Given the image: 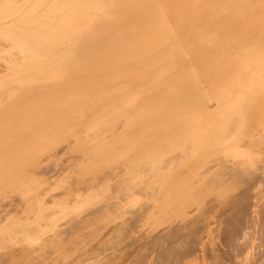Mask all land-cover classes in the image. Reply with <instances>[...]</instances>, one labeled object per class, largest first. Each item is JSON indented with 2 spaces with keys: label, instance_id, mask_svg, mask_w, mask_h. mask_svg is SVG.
Returning a JSON list of instances; mask_svg holds the SVG:
<instances>
[{
  "label": "bare ground",
  "instance_id": "bare-ground-1",
  "mask_svg": "<svg viewBox=\"0 0 264 264\" xmlns=\"http://www.w3.org/2000/svg\"><path fill=\"white\" fill-rule=\"evenodd\" d=\"M4 1H6V0H2V2H3L2 6L5 8L6 2L4 4ZM17 1H19V0H17ZM34 1H36V0H34ZM47 1L49 2V0H47ZM80 1L83 2V4L85 3L86 4L85 6H89L90 5L91 9L93 7L92 5L95 6V5H97V3L100 4L103 1V2L107 3L110 6V7L108 6L109 8L114 9V11H112L110 9L111 12H108L106 9L109 10V8H106V9H103V10H106L107 12L106 11L103 12V10L101 9L102 10L101 12L105 13L107 16H105L104 14H101V15H104L103 17H101V16H99L100 15L99 14V15H97L98 17L96 16L97 20L96 19L94 20V14H92L93 18L92 17L91 18L93 20L90 19V20H86V21L85 20L81 21V17H82V19L83 18L86 19L85 17H87L88 15L90 16V13L87 12V11H90V10H87V9H90V6H89V8L85 7V8H87L86 9L87 11L84 10V8L80 9V10L86 11L85 12L86 14L89 13L86 16H84L85 13L84 14L82 13L83 16L82 15L81 16L78 15V13H80V10H78L79 8L78 9L76 8L77 10H73V11L70 10V8H68L72 4H74L75 2L79 3ZM37 2H38V0H37ZM7 3H8V0H7ZM12 3H13V6H14V2H12ZM16 3L17 2H15V5H16ZM11 4H10V8L12 6ZM17 4H19V3H17ZM30 4H33V2H31ZM30 4H28V5L31 6ZM39 4H40V2L36 3V5L40 8V6H42V5H39ZM42 4L44 6V4H46V3L44 2ZM49 4H51L52 8L55 9V10H52V11H55V12L53 14V13H51L52 11L49 10V11H51L50 12L51 15L48 12V14L50 16L49 17L47 16V17L50 18V17H53V15H54V17L55 16L58 17V19H56L57 17L54 18V22L55 23L52 24V25H46V24L44 25V23L42 25H40L39 27H36L37 26L36 23H33V24H36L33 27H32V25L31 26L30 25H28V26L21 25V21H23V20H21L20 22L19 21H14V19L16 18L15 16H14L15 18L13 19L12 22L8 18V20L11 23L9 22L8 24H6L4 26H3V23L2 24L0 23V44L2 43L6 47L10 46L11 49H12L11 51H13V52H15L16 51L15 49L17 48V51H19L18 49H21L22 51L24 50V54L28 53L26 56L22 55L23 53H20V52L18 53L19 57H21L22 59L24 57V59H25L23 62H19V63H23L19 67H17V65H16L15 68L14 67L11 68L10 66H8L10 68H7L5 66H4L5 67L4 68L3 66H1V68L3 67L2 70L7 68L6 69L7 73L5 74V76L1 77V74H0V198H4L3 201L6 200L5 206H6V204L8 205V203H11V202H13V203L15 202V204H16V202L19 203V201H22V204L25 205V206L24 207H17V209L18 208L21 209V208H25V207L28 208L29 207V205H28V203L30 202L29 198H31L33 196L30 197L29 195H32V194L31 193L29 194L28 191H26V190L32 189V186H34V184H37L38 182H41L42 179H40V178L45 176L44 173H43V172H45V171H43L44 165H42V166L40 165L39 166V164L42 163L43 161H45V159H47L45 157H48L50 155V151H52V150L57 151V149H59L58 147L60 145H62V143H65V141H68V142L70 141L69 143H73L75 148H77L78 150L81 149L83 151H85V150L89 151L90 149H95L94 151L100 152L98 155H96V156L100 155L99 156V163H97L98 161H97V158L95 156L96 163L98 164V166L97 167L94 166L95 168L91 169L92 167L90 168V165H92L94 163L90 164L91 160L89 159L90 160V162L88 161V163H89L88 166L89 167H86L87 166L86 165L85 168H84L85 171H86L85 172V176L86 175L87 176L89 175V177L90 176H93V177L97 176V178H92V177L84 178L83 177V179H85V180L86 179H90L91 180V178H92L94 183L97 184V182L100 181L99 185H102V186H103V183L101 184V180H103L104 177H102L101 180L99 178V180L97 182L95 181L96 179H98L99 175H100L99 177H101V176H103V174L109 173L110 171L115 170V169L118 170V168H119V170H121V171H118V172L122 173L121 177H120V173H118L117 171L115 172V174L116 173L119 174V176H118L119 179L118 180H116V176L115 177L112 176L114 174H112V175L111 174H105V176H107V175L110 176L111 175L112 177L111 176L110 177L111 178H115L114 180H116V182L119 183L120 178H123L124 176L126 178L127 176L133 174L132 172H133L134 165H132L130 167L127 163H124V162L127 161L129 158H131L132 154L135 155L134 153L131 154L132 151L135 152L134 149H137L136 152H138L139 151L138 149H140V151H142V152L139 153V156H141L144 160H143V163L140 164L139 169H141L144 172L143 173H139V174L137 172V174L139 175V178H140L138 180H141V182L139 181L140 184L143 185L144 187L146 186L145 189L148 187L147 189H148V191H150V192H146L145 191L147 193V195L145 194L144 191H141V192H144L146 197L148 195L149 196L151 195V197H152V195L156 196V197H157V195H160L159 198H156L157 200L160 199L161 196L165 197L163 199V203L165 201L170 207L169 209H166V210L163 209L164 212H162L161 215L159 214L160 216L157 217V224H158V221L159 222H163L164 221V223L165 222L167 223L168 219L170 220V217H171L169 215L173 214V217H174V215H176V214H181L189 206L191 208V211L192 210L194 211L193 207H191L192 205H194V206L197 205V204L200 205V203H201V206H202L203 204L201 202V199H199L200 201H197V199H196V197L200 198L199 196H201V194L203 193L202 190L204 191L205 189H207V193H208V191H209V193L211 191L212 192L216 191V194H217V192H219V193L223 192V193H225V196H226V192H227V191H225L226 188L220 187L223 184L219 183L220 184L219 185L218 182H220V181L217 180V178L219 176L222 177L220 173L224 174V176H226L227 179L225 180L223 177L222 178L226 182H228V186H229V181H228L229 179L228 178H231V176H230V173L227 176V173L225 171L229 170L230 166H228V164H225L224 167L226 168V170L223 167L224 171L220 172L221 170H223V168L220 169L222 167V165H221L222 163L219 164V160H220L221 156L219 155L220 158L218 159V161L215 160V159L218 158V153L219 152L220 153H222V152L225 153V151L230 150L231 148L234 147V146L232 147V145L230 147V143H232V142L235 143V141H236V142L239 143V144L236 143L238 146L241 143H244L248 147L249 146L254 147V148L257 149L256 150L257 151L256 154L259 156V159H260L261 156L264 157V0H50ZM101 4L103 5L104 3H101ZM77 5L78 6L81 5V7H84V6H82V4H80V5L77 4ZM100 5L98 7L102 8V7H100ZM2 6L0 8H2ZM17 6H16V10H18ZM20 6L24 7V5L23 6L20 5ZM33 6H35V5H33ZM48 6L51 8L50 5H47L45 9L42 7V9H44L43 11L45 12L46 15H48V14L46 13L45 10L47 8H49ZM76 6H73V7H76ZM97 6H96V8L98 9ZM38 7L37 8L35 7V8H32V9L35 10V9H38ZM103 7H104V5H103ZM66 8H68V9H66ZM2 9H0V10L4 11L3 14L4 13L5 14L8 13V11H9V10L7 11L5 9H3V10ZM12 10L9 11V12H12ZM19 11H17V12L19 13ZM40 11H41V9H40ZM84 11H81V12H84ZM92 11L93 10H91V13H93ZM14 13L15 12L13 11L12 15H14ZM31 13L29 15L30 18L33 17V16H31L33 13L32 14ZM36 13H35V15H36ZM94 13H95V11H94ZM3 14H2V16H3ZM17 15L20 16V14H17ZM78 16H80V21L83 22V23H82V25L77 24V26L76 25L73 26L74 24L77 23V22L75 23V19H77ZM26 17H28V15ZM38 17H39V15H38ZM38 17H37V20H38ZM30 18H29V20L32 21L33 18L32 19H30ZM20 19H22V14H21V18H19L18 20H20ZM23 19L25 20V18H23ZM35 19H36V17H35ZM55 19H56V21H55ZM40 20H41V18H40ZM0 21L3 22L4 21L3 18ZM26 21H28V20L26 19ZM33 21H35V20H33ZM52 21L53 20L51 19V22ZM77 21H78V19H77ZM28 22H26V23H28ZM42 22H45V21L42 20ZM48 22H50V21H48ZM40 23H41V21H40ZM22 24H23V22H22ZM38 25H39V22H38ZM1 49H4V48H2V46H1ZM0 51H3V50H0ZM237 51H239V52L241 51L242 52L241 56H243L244 59L247 58V61L245 60L246 64L244 63L245 66L244 65L242 66V65L236 63L238 61L237 59L240 57L239 56L237 58V56H238ZM234 52L237 54V56L234 54ZM8 53H9V51H8ZM229 53H233L234 54L233 58L236 56L235 59H231L230 58L231 60H233V62H235L236 67H234L233 65L230 66L229 65L230 63L227 62L229 57H230V55H231V54L229 55ZM1 54L2 53H0V56L3 55V54L2 55ZM11 54H13V53H11ZM11 54L9 53V55H11ZM14 54L16 55V53H14ZM18 55H17V57H18ZM28 55H29V57H28ZM3 56H2V58H5L6 55L4 57ZM8 57L10 58V56H8ZM244 59L242 60L243 62H244ZM7 60H9V59L7 58L6 61ZM10 60L13 62L12 59H10ZM10 60H9V62H10ZM2 61H3V59H2ZM4 61H5V59H4ZM4 61H3V64L7 63V62L4 63ZM17 61H18V59H17ZM12 62L9 63V64H13L14 63V62L13 63ZM243 62H241V64ZM260 62L262 63V66H261ZM258 64H260V65H258ZM0 65H2V63H0ZM0 71H1V69H0ZM35 83H36V86H34ZM201 84H202V86H200ZM134 91L136 92L135 94L133 93ZM227 96H229V97H227ZM220 98L221 99L223 98V101H225V102L219 105V103L221 102ZM229 98H230V100H229ZM212 99H214L213 100L214 102L215 101L217 102L216 103L217 106L214 105V107H217V108H211L210 100H212ZM218 101H219V103H218ZM229 102L232 103L231 104L232 105L231 110H229V111H231V113L230 112L227 113V115H230V116H228L229 117L227 119L228 121L225 118V122H224V123H226V125H225L224 123H222L223 120H221L222 121L221 122L220 119L221 118L224 119L223 115L226 113L225 112L226 110L224 111V107H223V111H224V114H223V112L221 111V109H222L221 107L226 105V103L228 105ZM229 106L230 105H228L227 108H230ZM133 111L135 113H136V111H138L135 114L136 115V119H135L136 121L131 123L132 120H130L128 118V120H130V121H128V122H130V124H128V122H127L128 126L125 127L123 130L119 131V129H117V128H119V126H121L120 129H122V127H123L122 124L124 123V121L122 123H121V121L126 119L128 117L127 115L129 113H132ZM219 113L220 114L222 113L221 118H220V116L217 117L218 115H220ZM132 115H134V114H132ZM214 122H219L218 123L219 126L218 125H214ZM119 123H121V124H119ZM127 124L125 123V126ZM199 127H201L202 130ZM198 128L200 129L199 131H201L200 133H198ZM80 133L83 134V135L81 134L82 135L81 137L79 135ZM223 133L226 134V136L224 134V136H225L224 139H223V136L222 137L220 136V135H223ZM76 134L79 135V136L76 137ZM161 134H162V139H159L161 137H158V136H160ZM232 137H234V138L236 137V139L232 140ZM229 139H230V141H229ZM203 140H205V141H203ZM208 140L211 141V145H209V147H208V143H206ZM225 140L229 141V142H226V143L223 142ZM68 142H66V143H68ZM203 143H205V144H203ZM206 144H207L208 148L207 147L203 148V147L206 146ZM209 144H210V142H209ZM244 144H242V145L245 146ZM67 145H70V144H67ZM65 146H64V148H65ZM62 147H63V145H62ZM62 147L60 146V149ZM239 147H241V146H239ZM245 147H243V148H245ZM68 148H70V147L68 146ZM233 149H235V148H233ZM238 149H240V148L237 147L235 152H237V151L241 152ZM246 149H247V147H246ZM248 149L249 150H247V151H249V153H250V150L251 151L253 150V149H250V148H248ZM68 150L70 152V149H68ZM198 150L201 151V154L198 153V155L200 154V156L197 155L198 157H196V155H195L194 158L193 157L191 158L190 153L192 154L193 152H196V151L198 152ZM66 151H65V153H66ZM83 151H82V153H83ZM88 151L85 152L86 155H87ZM173 151H178V153H180L182 155L184 154L186 157L189 155L190 158L188 159V157H187V160H186V158H183L186 161L182 160L180 158L182 160L181 161L179 159V161H181V163L184 161L183 165H182L183 167H180L181 164L179 162H177V160H176L178 158L177 157L175 160H176L177 164H180V166L178 165L179 167H177V168L175 167L176 169L173 167L174 170H171V168L169 169V167H168L169 170L166 169L167 166L164 167L166 164H168L170 159L166 160V162L169 160L167 163L165 161L161 160L160 162H157V164H156L155 161H154L155 164H153V166L154 165H156L157 167L159 166V169H160V167L162 168V166H163L164 170L168 171V172L166 171V173H164V177L165 178L164 177L163 178L164 179H166V178L168 179L169 178L168 180L163 181V183L162 182L159 183L160 187H158L159 188V190H158V188L156 186L158 184V180L162 179V177L160 175V173H161L160 170L161 169L158 170V168H157V169L151 170L153 160H152V162L150 161L151 162L150 163L151 167L147 166V165H149L148 161H149L150 158H153V157L154 158H156V157L159 158L161 153H163V152H164L165 155H167V154L169 155L171 152H172L171 155H173V154L176 155V153H173ZM230 151H227L226 154H228ZM233 151L234 150H232L230 152V154ZM242 151H243V149H242ZM52 152L54 153V151H52ZM69 152H67V153H69ZM72 152H74V151H72ZM235 152H233L234 153V155H233L234 162H235V157H234L235 156ZM245 152L246 151L244 150L242 153H245ZM251 153H253V152H251ZM62 154H63V151H62ZM66 154H64V155H66ZM80 154H81V152H80ZM239 154H241V153H239ZM55 155H56V153H55ZM60 155H59V157H60ZM72 155L70 157H72ZM74 155H76V154H74ZM171 155H169V156H171ZM184 155H183V157H184ZM224 155L225 154L222 155V160H223ZM245 155H247V153ZM226 156L228 158L230 157L229 155H226ZM249 156H251V155L249 154ZM253 156L255 157V155H253ZM258 156L255 157V158H258ZM66 157L68 158L69 156H66ZM75 157H78V156H74L73 162L76 159ZM83 157H81V158L79 157L80 160H81L80 162H82V159L83 160L85 159V157L84 158ZM179 157H180V155H179ZM56 158H54V159H56ZM88 158L89 157H87V159ZM169 158H171V157H169ZM172 158L174 159V157H172ZM228 158H224V160L225 159L228 160ZM243 158L245 159V157H243ZM66 159L64 161H66ZM70 159H72V158H70ZM160 159H158V160H160ZM165 159L166 158H164V160ZM173 159H171V161ZM60 160H61V158H60ZM213 160L218 162L219 167L217 166L218 164H216V167H218L220 170L215 167V169H216V171H215V169L213 168L214 166H211V164L214 162ZM231 160H232V156H231ZM236 160L239 161V158L237 159V157H236ZM57 161L58 160L55 161L56 163L54 161H50V162H54L55 165L53 163L52 164L56 167ZM64 161L61 162L62 165L64 164L63 163ZM67 161H69V160L67 159ZM92 161H94V160H92ZM135 161H137V164H138V160H134V158H133V162H135ZM171 161L169 163H171ZM226 161H224V163H226ZM245 161H246V159H245ZM260 161L264 162V158H262V160H259L258 163L256 161L255 162L251 161V163L254 162L253 163L254 165H255V163L259 165ZM83 162L85 163L86 161H83ZM129 162L131 164H134L131 161H129ZM262 162H261V164H262ZM46 163H48V161ZM69 163H71V161ZM84 163H83V165H84ZM209 163H211V164H209ZM230 163H231V161L229 162V164ZM238 163L239 162L236 163L238 166L240 165V163L242 164V160L240 161L239 164ZM59 164H60V162H59ZM65 164H66V162H65ZM65 164L63 166L62 165L61 166L58 165V166L65 168L66 167ZM75 164H76L75 165V167H76L77 166V162ZM80 164L81 163H79V165H78L79 167H81ZM126 164H127V166L129 168L126 166ZM234 164L235 163H233V165ZM50 165L51 164L49 163V165L47 164V166L46 165L45 166L48 167ZM220 165H221V167H220ZM78 166H77V168H78ZM136 166H138V165H136ZM136 166H135V169H136ZM156 166H154V167H156ZM171 166H177V165H171ZM240 166L242 168H243V166L247 167V164L243 165V166L240 165ZM252 166L253 165H251V167ZM55 167L54 168L52 167V169H54V171H56V169H57ZM72 167H74V164L71 167H69L68 169H70ZM122 167H124V168L126 167V169H123ZM236 167L237 166H235L234 168H236ZM251 167H250V169L254 172V168L252 169ZM262 167H264V164H262V166L258 167V168L261 169ZM50 168H51V166H50ZM210 168H212V169H210ZM227 168H229V169H227ZM81 169H83V168H81ZM139 169L137 171H139ZM238 169L243 171V172L240 171L242 173V176L240 175L241 173L239 171H237V172L240 173L239 175L241 176V178L238 177L239 175L235 176L236 174L235 175L233 174L235 176V178L236 179L240 178L241 179L240 181L246 180V181H244V182L242 181V182L244 184L246 182V185L249 182V187H250V185L252 187L253 185L251 183L254 182L255 177L256 178L259 177L256 174L257 172H259L258 169L256 170V165H255L256 173H253V174H252V172L245 173V174H250L251 173L250 174L251 176L245 175V179H244V175H243L244 174V170L241 169L240 167ZM246 169H249V168L247 167ZM62 170L65 172V169H62ZM236 170L234 169L233 173H235ZM46 171H48V168H47ZM73 171H75V170H73ZM73 171L71 170V173H70L67 170L63 175L66 176L68 173L72 174ZM77 171L74 172V173L75 174H80L79 171L78 172ZM162 171H163V168H162ZM232 171L233 170L231 169L230 172L232 173ZM248 171H250V170H248ZM134 172H135V170H134ZM246 172H247V170H246ZM42 173H43V176H41ZM50 173L54 174V172H51V171H50ZM81 173H83V171H81ZM47 174L48 173L46 172V176H48ZM61 174L57 173L58 179H59V175H61ZM75 174H72V175H75ZM254 174L256 175L255 177L253 176ZM258 174H260V172ZM159 175H160L161 179H158ZM196 175L197 176L200 175L204 179L203 182H204V186L205 187L203 186V183H201V185L205 189H202V188L200 189L199 183L201 181L199 183L196 182L198 180L196 177L195 178L197 180L194 181L195 180L194 176H196ZM262 175H264V171H262ZM39 176H41V177H39ZM53 176H52V178H54ZM57 176L55 177L56 179H57ZM65 176H62V178L69 179V178H67V176L69 177V175H67L66 177ZM134 176H131V177L134 178ZM162 176H163V174H162ZM234 176H232V177L234 178ZM48 177H45V178H48ZM50 177H51V175H50ZM72 177H74V176H72ZM110 177H109V179H111ZM148 177L150 179L149 181H147ZM150 177H152V179ZM249 177H253L252 178L253 180L252 181L250 180L251 182L248 181ZM78 178H76L75 180H78ZM222 178H219V179H222ZM37 179H39L40 181L37 182ZM105 179H106V177L104 178V180ZM164 179H162V180H164ZM236 179H233V180L235 181ZM43 180H44V178H43ZM80 180L77 181V182H79V184L81 183ZM85 180H83V181L85 182ZM106 180H107L106 182H108V179H106ZM134 180H136V179H133V181ZM199 180H201V179H199ZM262 180H264V179H262ZM45 181L47 182V181H50V180H45ZM59 181H61V178L59 179ZM65 181H67V180H65ZM72 181H73V179H72ZM72 181H70L69 186L68 185L66 186V184L65 185L62 184L64 182L63 179H62V183L60 182L59 184H62V186L64 185L63 186L64 188L66 186L69 189V187L71 186L70 184H72L71 183ZM109 181H111V180H109ZM126 181H127V178L125 179V182ZM237 181H239V179ZM256 181H257V179H256ZM52 182H56V180H54ZM84 182L82 183V185H83L82 187L86 188L84 186V184L87 186V183L86 182L84 183ZM139 182H138V184L135 183V185L137 184V186H138ZM226 182H223V183L225 184ZM231 182H230V187L231 188L229 187L230 190L232 188L237 187V186H235L236 183L233 184L234 182L233 183H231ZM41 183H39L40 185L37 184L39 186V188L42 185ZM47 183H49L51 185L50 182H47ZM47 183H46V185H48ZM91 183L94 184L93 182H91ZM196 183H198V185H199V186L197 185L199 187V189H198V187H196L198 190L196 188L192 189V186L194 184H196ZM243 183L241 185L244 186ZM258 183H260V180H258ZM258 183L254 182V186L252 188L250 187L251 191L254 188L256 190L255 186ZM96 184H95V186H96ZM159 184H158V186H159ZM262 184H264V181H262ZM77 185H78L77 183H76V185L72 184V186H77ZM91 185H89V186H91ZM113 185L115 187L117 186V184L116 185L113 184ZM122 185H123V188H124V184H122ZM129 185H128V187H129ZM233 185H234V187H232ZM241 185L238 184V187L240 186L239 189L242 187ZM55 186L54 187L57 190L58 188H60L61 185H58L59 187L57 185H55ZM89 186H88V189H89ZM95 186L92 185L93 188ZM102 186H100V188ZM120 186H121V184H120ZM120 186H119V188L121 189ZM225 186H227V184ZM258 186H259V184H258ZM29 187H31V188L29 189ZM132 187H135V186H132ZM247 187L248 186H246L245 188L242 187L243 189L241 188L240 190L238 189L237 191L239 192L241 190L246 189ZM262 187H264V185H262ZM46 188H44V190H47L49 188V186H48L47 189ZM76 188L80 189L81 187L79 188V186H78ZM97 188H99V187L96 186L94 188V190L97 189ZM100 188L97 189V190L99 191ZM105 188H107V187H105ZM109 188L111 189V186ZM109 188L107 190H110ZM125 188H127L126 185H125ZM41 189L43 191V188H41ZM116 189L118 190V188H116ZM116 189H115V191H116ZM140 189H142V188L140 187ZM250 189L249 188L246 189V190H248L249 195L251 193V192H249ZM33 190H37L38 191V188L33 189ZM48 190L50 191L52 189L49 188ZM65 190H66V188H65ZM65 190L63 191L64 196L66 194V196H68V198H70L73 195V193H74V192H72V190H70V192H72V195L70 196V195H67V191L68 190L66 192H65ZM75 190H73V191H75ZM103 190L101 189L100 190L101 192H99V193L100 194L103 193V192L105 193L106 189H105V191H103ZM111 190H113V188ZM230 190H228V195L227 196H230L229 195L230 194L229 193ZM17 191H20V193L18 194ZM25 191L28 194V196H26V197H24ZM59 191H61V193H62V190H59ZM81 191H79V193H81ZM85 191H87V188H86ZM88 191H90V190H88ZM125 191H126V189H125ZM137 191H139V189ZM231 191L233 192L234 189L231 190ZM237 191H235V192L237 193ZM52 192H53V190H52ZM52 192H50L51 195H52ZM91 192L93 193L92 190L89 193L87 192L88 195H86V196H88V199H89V197L91 199V197H93V196L97 197V195L98 196L100 195L99 193L97 195H96V193H95V195L93 193V196L92 195L89 196L91 194ZM112 192L108 191V193H110V197H112L111 196ZM141 192L139 191L140 194H141ZM204 192L206 193V191H204ZM256 192H258V191H256ZM45 193H46V191H45ZM47 193L50 194L49 192H47ZM82 193H83V191H82ZM117 193H118L117 191H116V194L114 193L115 196L117 195ZM119 193H121V192H119ZM136 193L138 194V192H136ZM207 193H206L207 196H210V198H212V197L214 198V196L211 197L212 193H210L211 195H208ZM241 193H242V197H244L247 194V193L246 194L244 193L245 194L244 195L243 192H241ZM252 193H253V191H252ZM252 193H251V195H252ZM36 194H38V193H36ZM41 194L44 195V192L40 193V190H39V195H40L39 197L43 196V195L41 196ZM78 194L74 195L76 199H77L76 195H78ZM54 195H59V194H54ZM122 195L126 196L125 193L124 194L122 193L121 196ZM128 195L129 194H127V198L130 197V196L128 197ZM134 195H136V194H134ZM134 195H133V197L131 196L132 199L133 198L137 199L138 197L135 198ZM231 195H233V194H231ZM238 195H239V193H238ZM249 195L245 196L246 197L245 200L248 199L247 196H249ZM3 196H5L6 199ZM34 196H35V194H34ZM59 196L62 197V195H59ZM59 196L56 197V198L59 199L60 198ZM66 196H65V198H67ZM79 196H81V194L78 195V198H79ZM86 196L84 195L83 199ZM119 196H120V194L117 195L118 198H119ZM121 196H120V200H121ZM141 196H142V194H141ZM204 196H205V194H204ZM204 196L202 194L201 198L204 197ZM219 196H221V195H219ZM233 196H234L233 199L235 200V198H237V194H236V196H235V194ZM36 197H37V195H36ZM39 197H37L35 200L38 199V201H39ZM46 197H48V199H51V197L49 198L48 195ZM100 197L102 198V196H100ZM103 197H105V195ZM108 197H109V195H108ZM122 197L126 198L124 196H122ZM223 197L224 196L221 197L222 200H223ZM239 197H240V200H241L242 197L241 196H239ZM252 197H253V195H252ZM254 197H255V195H254ZM18 198H20V199L18 201H16ZM33 198L31 199V201L33 200ZM54 198H55V196H54ZM80 198L82 199V197H80ZM106 198H105V202H106ZM221 198H219V200ZM262 198H264V197H262ZM42 199L45 200L44 197ZM55 199H51V200H55ZM60 199L62 200V198H60ZM88 199H86V201ZM96 199H95V202L97 203V201H99V200L96 201ZM152 199H153V197H152ZM152 199H150L151 202L148 199V201L150 202L151 205H152V203L154 204V200L152 201ZM205 199H207L206 196H205V198L203 200H205ZM230 199H232V198H230ZM230 199L228 200L226 198V200H228L229 203H230ZM250 199H253V198L249 197V201H251ZM61 200H59V201H61ZM63 200L61 201L62 205L67 204L65 202V200L64 201ZM69 200L71 201L72 197H71V199H68V203H69ZM73 200H74V198H73ZM93 200H94V197H93V199H91V201H93ZM115 200H116V198H115ZM138 200H140V198ZM219 200H217V202H220ZM237 200H239V198ZM40 201H39V204L36 203L38 205H36L34 203L35 201L33 203H31V204H35L36 209H37L38 208L37 206L41 207L40 206ZM47 201H45V202H47ZM91 201H88V202H91ZM112 201H114V199ZM128 201L132 202L133 200L131 201V200L128 199ZM141 201H143V200H141ZM208 201H210V199H208ZM214 201H216V199H214ZM214 201H212V204H213ZM232 201H231V203L229 205L230 206L229 208L234 210L235 207L232 208L233 205L236 206V208H238L239 203L235 202V203L238 204V205H235V203L232 202ZM244 201H242V202H244ZM260 201H262V200H260ZM260 201H259V203H260ZM41 202L43 203V201H41ZM54 202H56V200L52 201L49 205L55 204ZM63 202H65V204ZM79 202H80V199H79ZM84 202H82L80 204H83ZM123 202H119V203H123ZM133 202H135L136 205L138 204L136 202V200H134ZM203 202L205 203V205L208 203V202L206 203V200L203 201ZM239 202H241V201H239ZM242 202H241V204H242ZM253 202L252 203L248 202V203L254 204ZM257 202L258 201H256V204H257ZM18 203H17V206H19ZM57 203L58 202H56V204ZM72 203H73V201H72ZM74 203L77 204L78 202L76 203L74 201ZM109 203H106V205L109 204ZM112 203L114 204V202H112ZM128 203L129 202H127L126 204L128 205ZM143 203H144V201H143ZM146 203H148V202H146ZM158 203H159V200H158ZM163 203H161V204L163 205ZM222 203L224 205V202H222ZM222 203H221V205H222ZM244 203L247 204L246 201ZM73 204L70 203V204H67L65 206L66 207L70 206V208H71V205H73ZM84 204H83V206L87 205V204H85V205ZM90 204H88V207H89ZM95 204L93 203L92 206H95ZM97 204L100 205L101 204V200ZM126 204H123L122 206L124 207ZM130 204L131 203H129V205ZM139 204H140V202H139ZM139 204L137 205V207L139 206ZM167 204H166V207H167ZM212 204L210 205V202H209V204L207 206H205V207L212 206V209H213V206L215 204H213V205ZM250 204H247L246 206L248 207V205H250ZM256 204H255V206H256ZM1 205L4 206V204H2V203H1ZM11 205H12V203L9 205L8 208H10ZM14 205H13V207H14ZM44 205L46 207H48V202L45 203ZM44 205H43V208H44ZM60 205L59 204L56 205L57 206V210L59 209ZM62 205H61V208H63ZM116 205L117 204H115V206ZM143 205L144 204H142L141 208H143ZM156 205L158 207L157 202H156ZM156 205L154 204L155 207H156ZM217 205H215L214 208L216 207L218 209L219 205L218 206ZM259 205L262 206V205H264V203L261 202V204H259ZM20 206H21V202H20ZM35 206H33L34 210H35ZM119 206H121V205H119ZM148 206H150V205L148 204ZM203 206L201 208H203ZM224 206H226V205H224ZM224 206H223V209H222V207H220L222 212H224L223 210H225L226 213L229 212L226 209H224L225 208ZM261 206H260V208H261ZM51 207L52 206H50L49 208H51ZM102 207H103V205H102ZM129 207L130 208L131 207L135 208L134 206H129ZM129 207H127V209ZM200 207H198L197 209H199ZM244 207H242V208L246 210L247 208H244ZM250 207H248L247 210H249ZM253 207H254V205H253ZM8 208L6 206V209H8ZM49 208H47L49 210L47 212H49L51 214H54V212L56 213L55 209H52V210H54V211H52L53 212L52 213L51 209H49ZM70 208L68 209V207H67L65 209H67L69 211ZM75 208L73 209V212H74ZM84 208L86 209V207H84ZM90 208L91 207H89V209ZM99 208H100V206H99ZM104 208H106V207H104ZM111 208L110 209H106V210H109V211L113 210ZM125 208H126V206H125ZM130 208H129V210H130ZM138 208H135V209L140 210V208L139 209ZM201 208L199 209L200 213H196V215L198 214V216H199V214H200V216L202 217V215L205 213L204 211L207 210V208L206 209H202V210H204L203 214L201 213L202 212ZM229 208H228V210H229ZM240 208H241V206H240ZM258 208L259 207H257V209ZM12 209L14 210L15 207L12 208ZM39 209L41 210L42 207L39 208ZM81 209L83 210L82 207H81ZM115 209H117V208H114V210ZM120 209L123 210L122 208H120ZM120 209H119V211H120ZM151 209L152 208H150V211H148V212H151ZM158 209H159V207H158ZM217 209H213V212L216 211ZM26 210H28V209H26ZM42 210H41V212H43ZM61 210L62 209H59L58 212L61 211ZM101 210H102V208H101ZM114 210L112 212H114ZM137 210H135V212ZM155 210L156 209H154L153 211L155 212ZM221 210H219V212L216 211L215 215L217 217L214 215L213 212H211L212 211L211 210L210 212L213 213V215H214L213 218L216 217L217 219H219L218 218V214H222ZM235 210L237 211L238 209H235ZM242 210H240V211H242ZM253 210H254V208H253ZM253 210H252V213H253ZM260 210H264V207H262ZM260 210H259V214L261 215ZM30 211H27V212L28 213H32L33 212L31 210V208H30ZM35 211L39 212V210H35ZM63 211H64V209H63ZM78 211H80V210H78ZM84 211L86 212V210H84ZM98 211L99 210H97V213H98ZM143 211H145V209ZM143 211L141 209V212H143ZM186 211H188V210H186ZM189 211H188V213H191V211L190 212ZM249 211H248V213H249ZM75 212L73 214L72 213L71 214L75 215ZM112 212H111V214H113ZM116 212H118V211H116ZM210 212H209V208H208V213H210ZM235 212H231V213L235 214ZM22 213H19L20 216L22 215ZM35 213H37V212H35ZM39 213H38V215H39ZM66 213H62V214L66 215ZM87 213H89V211H87ZM101 213H98V214H101ZM106 213H105V215H106ZM132 213H134V212H131V214ZM139 213H140V211H139ZM211 213L209 214L210 218H212L211 217ZM238 213H239V210H238ZM242 213L243 212L240 213V216L243 215ZM262 213H264V212H262ZM2 214H3V211H2ZM42 214H46V213H42ZM42 214L40 213L41 216H42ZM90 214L91 213H89V216H90ZM108 214L110 215V212ZM117 214H119V213H117ZM124 214H122V215H124ZM127 214H129V212H127ZM143 214H144V212H143ZM153 214H156V213H152L151 216H154ZM6 215H5V217H6ZM76 215H79V214L77 213ZM81 215H82V213L79 215V217L78 216H76V217L80 218ZM103 215L101 214L100 216H103ZM137 215H139V214L137 213ZM188 215L190 216V214H188ZM196 215H193L194 217H192V216L191 217L193 219H196L198 217ZM209 215H207L205 221H207V218H208ZM226 215L228 216V214H226ZM1 216H4V215H1ZM23 216H25V215L23 214ZM23 216H21L22 219H24L26 217V216L25 217H23ZM27 216H28V214H27ZM31 216H32V214L29 217H31ZM44 216H46V217L43 218ZM48 216H49V219H50V214L48 215V213L46 215H43V217H41V218L39 217L40 220L43 219L40 222H39V219H38V221L35 218H33V219H35L37 222H39L38 226H39L40 223H42V225L40 224L41 226H44V225H46L44 221H45V219H48ZM57 216L58 217L60 216L59 213H58ZM61 216H60V218H61ZM93 216H94V214H93ZM117 216H119V215H117ZM125 216H126V214L124 215V217ZM144 216H143V218H144ZM195 216H196V218H195ZM219 216H220V218L224 217V215H219ZM236 216H239V215H236ZM256 216L260 218L262 215L258 216V213H257ZM21 217H20V219H21ZM32 217H34V216H32ZM62 217H64V216H62ZM74 217H73V219H74ZM86 217L88 219L89 218L91 219V218H97L98 215H97V217H92V215H91V217H88V214H87ZM115 217H116V214H115ZM120 217H121V215H120ZM166 217L168 219L165 221ZM173 217L171 218V222H172V219H174ZM180 217H181V215H180ZM182 217H185V216H182ZM226 217L222 218L221 220L219 219L218 221L219 222L221 221V224H222L223 223L222 222L223 219H225ZM235 217H234V220H232V217H228V219L231 218V219H229L230 221L231 220L232 221H236ZM243 217L248 218L249 216L246 217L245 215H243ZM10 218H11L12 221H15V219L13 220L12 216H10ZM17 218H18V216H17ZM37 218H38V216H37ZM60 218H58V219H60ZM70 218H71V216H70ZM81 218L83 219V217H81ZM87 218L84 217V219H86L85 222L87 221V223H88L89 220ZM108 218H109V220H106V219L103 220L101 222V225H105V228L108 227L107 225H109V227L111 226L110 228L108 227L109 229L107 228L108 230L105 229V231L106 230L110 231L109 234H111V233H113L112 231L115 228L119 229L118 224L120 223V225H121L122 223L121 222L115 223V221L113 220L114 218H112L111 220H110V217H108ZM143 218H142V220L140 218L141 221H140L139 224L137 223V219H138V222H139V217L136 219V216H135V219H134L136 221V223L140 226V228H141L140 224L144 220ZM189 218H188V222L191 221V222H193L192 224H195V220L192 221V219L191 218L189 219ZM210 218H209V220H210ZM242 218L239 217V220L240 219L242 220ZM253 218H254V216H253ZM3 219H5V218L3 217ZM20 219L18 218V220H19V222L21 224L22 222L20 221ZM62 219H61L62 222H60V223L64 224V221H66V220L63 221ZM84 219L81 220L79 225H81V223H82L81 226H83L85 224V222L83 224ZM98 219H99V217L97 219H95V220H98ZM103 219H104V216H103ZM146 219H147V215H146ZM149 219H150V217H149ZM149 219H147V220H149ZM198 219H200V218L196 219V223H197ZM203 219H202V221H204ZM217 219H216V222H217ZM256 219H258V218H256ZM26 220H28V217L26 218ZM50 220H55V218L51 217ZM93 220L91 219V221H93ZM101 220H102V218H100L99 221H101ZM147 220H144V221H147ZM177 220L181 221V222L184 221L183 224H184V226L186 225L185 221H187V219H185L183 221L181 219L180 220L177 219ZM177 220H175V221H177ZM239 220L237 218L236 225L239 222H241V220L240 221ZM2 221H6V223H7L8 221H10V219L2 220ZM22 221H25V220H22ZM36 221H31V222L34 223ZM67 221H69V220H67ZM79 221H80V219L78 220V222ZM127 221L130 222L132 220H130V221L127 220ZM225 221L226 222H224V223L227 226V223H228L227 219H225ZM245 221L248 224V222L250 220L246 219ZM245 221H242V222H245ZM260 221H262V219L258 220V222H260ZM0 222H1V220H0ZM15 222H12L11 224H14ZM43 222H44V224H43ZM51 222L52 221H50L48 223L51 224ZM78 222H75V220H74V223H72V224L76 225V223H78ZM124 222H125V220H123V223ZM150 222L148 224L150 226H152L150 224ZM171 222H170V225H171ZM199 222L197 223L198 226H200L199 224H201V226L202 225L204 226V223L208 225V223H206V222H203V224L199 223ZM216 222L215 223H210V225L211 224L214 225V226L211 225L212 226L211 230L213 228H215V229H213V230H215L214 232H217L218 230L222 229L219 226H217L218 230L216 231V226H215ZM29 223H30V221H29ZM32 223H31V225H32ZM53 223H55V222H53ZM68 223H66L65 225L66 226L68 225L67 228L70 229L73 225L71 224V222L69 224H71L72 226H70ZM87 223H86V226H87ZM125 223H127V222H125ZM132 223H133V221H132ZM151 223H153V222H151ZM166 223L164 225H168L169 222L167 224ZM176 223L178 224L179 228H180L181 225H183L182 223L180 225H179L178 222H175V224ZM232 223H230V224H232ZM250 223H249V225H250ZM4 224H5V222H4ZM23 224H25V223L23 222ZM129 224L127 223L126 224L127 226H125V227L122 226V229H123V227H124V229L126 227H128ZM131 224H130V226L132 227L133 224L132 225ZM148 224H146V225L148 226ZM175 224L173 223L171 225L170 229H172V226H174ZM188 224L190 225V223H188ZM261 224H262V222H261ZM31 225H30L29 230H28V227H27L28 225H26L27 228L25 227L26 230L23 228V231L24 230L26 231V232L24 231L25 233L23 232L24 234H26L28 231H29L28 233L31 234L32 231H30V229H31L32 226H35V225H32V226ZM54 225L52 224L53 230L55 228L57 229V227H58V226L56 227V225H55V228H54ZM79 225H77V229L80 230L81 228H80ZM88 225H89L88 227H92L93 226L92 222H91L92 226L89 223H88ZM239 225H240V223L238 224V226ZM244 225H245V223H244ZM244 225L240 226L239 228L242 229V227H245ZM1 226H2V224H1ZM14 226H17V225H14ZM14 226L12 225V228ZM60 226H59V228H60ZM66 226L63 227V228L66 229ZM69 226H70V228H69ZM98 226H100V224ZM98 226H94L95 228L97 227V229H95V230L99 229ZM163 226H161V225L157 226L156 225V228L157 227H163ZM246 226H248V225H246ZM22 227H24V226H22ZM35 227H37V226H35ZM49 227H50V225H49ZM74 227H73V229H74ZM144 227H146V226H144ZM168 227H169V225L167 226V228ZM185 227L188 228L189 226L186 225ZM185 227H183V228H185ZM205 227L210 229L208 226H205ZM205 227H203V228L201 227L202 229H198L199 233H200L201 230L203 232L204 231L203 229ZM221 227H223V226H221ZM231 227H233V225H231ZM6 228H8V227H6ZM63 228L61 230H63ZM84 228H85V230H82V232L83 231H87V235H89L91 233V231L94 230V229L86 230L87 228L85 226H84ZM101 228H103V227H101ZM128 228H130V227H128ZM179 228H177V227L175 228L174 227V229H178V230L181 231V228L180 229ZM193 228H195V227H192V229ZM197 228H199V227L196 226V229ZM207 228H205V230ZM226 228H228V226ZM226 228L224 227L218 233H220V232L222 233L225 230V233L228 234V232H226ZM236 228L234 227V229H236ZM239 228H237V229H239ZM245 228H247V227H245ZM17 229H18V231L22 230V229H19V227H17ZM33 229H35V228L33 227L32 230ZM41 229L43 231V228H41ZM47 229H49V228L47 227ZM71 229H70L71 232L72 231H74V232L75 231H79V230H71ZM120 229H121V226H120ZM137 229H139V227ZM157 229H155V232L152 231L153 230L152 228H151V231H148V230L147 231L148 232H152V236H154L155 233L159 230V229L158 230ZM189 229L191 230L190 232H192V229L191 228H189ZM228 229H231V228L229 227ZM228 229H227V231H230ZM234 229H233L234 232L235 231L238 232V230H234ZM254 229H255V227H254ZM257 229H258V227H257ZM5 230L6 231L8 230L11 233L10 227H9V229H5ZM5 230H3V232H5ZM37 230H38V227H37V229H35V231H37ZM39 230H40V226H39ZM44 230H45V228H44ZM160 230H161V228H160ZM162 230L164 231L166 229H164V227H163ZM211 230H209V231L211 232ZM213 230H212V232H213ZM250 230H252V229H250ZM14 231L15 230H13V233H11V234L15 235L17 233V231H15L16 233L14 234ZM35 231L33 230L32 233L35 234L34 233ZM88 231H90V233ZM103 231H104V228H103ZM135 231L138 232V230H134V232ZM145 231L142 232V234H146ZM166 231H169V230H166ZM193 231H194V229H193ZM209 231L208 232L206 231V232L209 233V235H211L212 232L210 233ZM21 232H19V234L22 235ZM48 232H50V231L48 230L47 233H45V232L44 233L46 235H48L49 234ZM63 232L64 231H62V233ZM82 232H80V233H82ZM134 232H132L133 234L131 232L130 233L132 235H134L136 233V232L135 233ZM148 232H147V234H149ZM169 232L170 233L173 232V234H176V235L180 234V233H178L179 231L178 232L175 231V233H174V231H169ZM182 232H183V230L181 231V233ZM188 232H189L188 230L186 232L184 231L185 234L186 233L189 234ZM231 232L232 231H230L229 233H231ZM234 232H233V234L236 235V233H234ZM240 232H238V233L241 236V234L243 232L242 231H240ZM246 232H248V231H246ZM255 232H256V230L253 231V232L249 231L248 234L249 233L252 234V233H255ZM0 233H2V232H0ZM5 233H3V234H5ZM28 233L26 235H24L25 236V238H23L24 240L28 238L27 237ZM96 233H97V231H96ZM98 233H97V235H98ZM101 233H102V231H101ZM117 233L120 234V231L117 232ZM161 233H163V232H161ZM161 233H160V235H162ZM170 233H167V234H170ZM184 233H183L184 236L181 237V234H180V235H178L176 237V239H178L180 237L182 239V241L180 240V238L178 240H180L181 242H186V243L187 242L188 243L191 242L192 244L196 242V241H193L194 240L193 238L197 237L196 234H198V233H196V231L193 232L196 235V236H193V237H190V236L193 235L192 233H191L192 235L190 234L189 236L187 234L185 235ZM238 233H237L236 236H237V238L239 237L238 238L239 240L236 237H233V235H232V238H231V236H230L231 234L227 236V237H230L232 239V242H233V239L236 242L238 240L239 245H237V247L241 246L240 245L241 244L240 243V239L243 240V236H246L245 234H243L241 236V238H240ZM261 233H264V230H262ZM33 234H31L32 237L34 236ZM40 234H42V233H40ZM57 234L59 236L58 232H57ZM82 234L84 235L85 232H83ZM114 234L117 235L116 233H114ZM139 234H141V233L139 232ZM142 234H141V236H143V239H145L144 238L145 236L142 235ZM223 234H224V232H223ZM227 234H224V235H227ZM258 234L260 235V233H258ZM17 235L18 234H16V236ZM66 235H64V236L62 235V238L63 237H64V239L66 237L68 238V235L67 236ZM78 235H79V233L77 232V238H78ZM105 235H107V232H105ZM124 235L125 234H122L123 237H126V235L128 236V234H126L125 236ZM160 235L157 234V236L156 235L155 236L158 238V237H160ZM163 235L166 237V232H165V234L163 233ZM163 235L160 238L162 241L165 240V238H163L164 237ZM171 235H172V233H171ZM171 235H170V237L168 235L167 236L171 239ZM203 235H204V233H203ZM213 235L217 236V233L213 234ZM262 235H264V234H261V236ZM35 236H37V235H35ZM43 236L46 237L45 235H43ZM60 236H59V239H61ZM69 236L71 238L72 234L69 235ZM75 236H73V237H75ZM101 236L102 235H100V237ZM103 236H104V234H103ZM103 236H102V238H103ZM152 236H150V238ZM155 236H154V240L156 238ZM199 236H200V234H199ZM199 236H198V238H199ZM249 236H248V238L250 240ZM22 237H23V235H22ZM29 237H31V236H29ZM37 237H40V236H37ZM44 237L41 236L42 239ZM49 237H46L47 238L46 242H48V238ZM83 237H82V239H83ZM92 237H95L94 234H93ZM123 237H121V238L123 239ZM129 237H130V239L128 237L124 238V239H127L126 241L128 242V240H132L131 236H129ZM135 237H136L135 238L136 242L139 240L140 242L142 241V244H143L142 237H141L142 240L139 239V238L137 240V236H135ZM202 237L204 238L205 236H202ZM206 237L204 239H208V237L207 238ZM225 237L226 236H224V238ZM251 237H252V235H251ZM255 237H254V241H256L257 238H259L260 236L256 237V238ZM2 238L3 237L0 236V239H2ZM8 238H10V236ZM21 238H20V240H21ZM33 238H35V237H33ZM105 238H106V236H105ZM110 238H109V240H110ZM112 238H111V240H112ZM150 238H149V240H150ZM173 238H175V235H174V237H172V239ZM230 238H228V241L231 240ZM261 238H264V237H261ZM3 239H6V238H3ZM23 239H22V241H24ZM28 239L30 240V238H28ZM76 239H73L74 241H72V239H71L70 242H75ZM82 239H80V240H82ZM85 239H87L86 241H88V240L90 241V239H92V238L88 239L86 234H85ZM114 239L115 238H113V240ZM117 239H119V237ZM152 239H153V237H152ZM158 239H156V242H157ZM176 239H174V240H176ZM199 239L201 240V238H199ZM2 240H0V241H2ZM31 240H33V239H31ZM40 240H38L36 242L35 241L30 242L31 246H32V243H34V245H35V243L39 244ZM49 240H51V239H49ZM55 240H57V238ZM77 240L80 241L79 239H77ZM99 240L100 239H98L97 241H99ZM113 240H112V242L111 241L107 242V240H106L105 244L108 243V245H106V246H109L112 243L113 245L112 244L111 245L114 247V245H116L117 243L114 244L116 241H114V243H113ZM133 240H134V238H133ZM151 240H150V243L152 244L154 240L152 242H151ZM161 240H159V242ZM195 240H197V239L195 238ZM220 240L219 241L222 243L223 242L222 239H220ZM262 240H264V239H262ZM63 241L67 243L68 240L67 241L63 240ZM78 241H76L75 243H77ZM83 241H84V239H83ZM83 241H82V243H83ZM120 241L124 242L125 240H120L119 239V241H117V242H119L118 244L121 245L122 243ZM139 241L137 243H139ZM202 241H204V240H202ZM224 241L226 243L225 239H224ZM235 241L233 242L234 244L236 243ZM251 241H252V239H251ZM254 241L251 242V244L254 243ZM9 242H8V244H9ZM16 242H20V241L16 240L15 243ZM28 242L25 241L24 245L23 246H19V248L24 247L25 243H27L26 245H28L29 244ZM51 242L49 241V244ZM70 242H68V243H70ZM90 242H92V241H90ZM127 242L124 243L125 246H126V244L131 243V241H129L128 243ZM136 242H135V244H133L135 246V248H134L135 250L140 248L139 247L140 243H139V245L137 244L138 245L137 246ZM156 242H154V243H156ZM164 242H163V244H164ZM205 242H206V240L203 243H205ZM245 242L246 241H244V242L242 241V244L243 243L246 244ZM59 243H60L61 246L64 245L63 242L61 243V240H60V242L58 241V244ZM144 243H145V241H144ZM150 243H145V245H147V247H148V245L150 246ZM161 243L162 242H160V244L156 243L157 244L156 247L158 245L161 246ZM165 243L169 244V242H165ZM174 243L176 244V243H180V242H176L175 241ZM203 243H201V241H200V244H203ZM207 243H208L207 246H209L210 245L209 242H207ZM8 244H6V245H8ZM11 244H14V243H11ZM58 244H56V245H58ZM72 244L70 243V246ZM96 244H97V242H96ZM105 244L103 243V245H101V246L105 247ZM163 244H162V246H163ZM172 244H173V242H172ZM181 244H182L181 246L183 247L184 244L183 243H181ZM187 244L185 246H187ZM190 244L188 246H191V247L194 248V246L197 243L195 245H193V246H192V244L191 245ZM211 244H213V243H211ZM215 244L216 243H214V248L213 249L214 250L215 249L218 250L219 247L221 246L222 248L220 249V251L222 252L223 246L225 247V244L223 243L224 244V245L222 244L223 246L222 245L219 246L217 244L219 246L217 248H215ZM232 244H228V245H232ZM234 244H233V247L234 246L235 247L233 249H235V248L237 249L236 245H234ZM255 244H257V243L255 242ZM255 244H254V246H255ZM259 244H257V246ZM262 244H264V243H262ZM1 245H5V244L3 243ZM6 245H5V248L8 247ZM41 245H43V243ZM56 245H53V246L56 247ZM66 245H69V244H66ZM73 245H76V244H73ZM77 245L79 246V244H77ZM77 245H76V247H77ZM82 245H80V246H82ZM91 245L95 246V244H91ZM145 245H143V247H141V248H145L146 247ZM177 245L175 246L176 248L174 247L176 250L179 249L177 247H181V246H179V245L177 246ZM246 245L248 246L249 244H246ZM28 246L30 247V245H28ZM28 246H27V248H28ZM36 246H33V248L35 249ZM43 246H45V245H43ZM50 246H51V249L52 248L56 249V248L52 247V244H50ZM50 246H48V247H50ZM84 246L86 247L87 245L84 244ZM130 246L131 245L129 244V247ZM153 246H155V245L152 244L150 247L153 248ZM166 246H168V245H166ZM166 246L164 245V247H166ZM172 246L173 245H171L169 247L171 248ZM188 246H187V248H188ZM202 246H204V245H202ZM207 246H206V243H205V247H207ZM247 246L244 249L242 247L240 248V249H242L241 253L244 252L245 255L247 253H249V252L246 251ZM2 247L4 248V246H2ZM39 247H42V246H39ZM48 247L46 249L42 248V251L45 249L46 252H47ZM64 247H65V245H64ZM102 247H101V249H102ZM129 247L127 246V248H129ZM191 247L188 248L191 251H194L195 249L197 250V247H198V250H199L200 245L198 246V244H197V247L195 246L194 250H192ZM209 247H212V245L209 246ZM252 247L250 246V248H252ZM262 247H264V246H262ZM3 248H2V251L0 249V252H3ZM25 248H26V246H25ZM72 248H74V247H72ZM90 248L88 247V249H90ZM97 248L95 249L96 252L97 251L100 252V250H97ZM106 248H108V250H110L109 247H106ZM228 248H229V246H228ZM228 248L225 247V250L227 251ZM253 248H255V247H253ZM260 248L257 249V250L255 249V250L256 251H260ZM37 249L39 250L41 248H37ZM113 249H116V248L114 247ZM113 249H112V252H113ZM131 249H132V246H131ZM131 249H130V252H131ZM134 249L132 251L133 253H134ZM147 249H149V248H147ZM147 249L146 250L145 249L141 250V252L143 251L142 254L140 252H138L140 255L137 252L136 253L140 257H142L141 255L145 254L144 250H145V252L156 251L155 254L157 253V250H155V249L154 250L151 249L152 251L150 249L147 251ZM182 249H185V247H183ZM186 249H185V251L184 250L182 251V255L184 254L183 252H186ZM204 249H206V248H204ZM204 249H202V251ZM240 249H238L239 250V254H240V251H241ZM18 250H20V249H18ZM31 250L27 251L28 252L27 254H30V252H33V250L32 251ZM90 250H93V248L90 249ZM117 250H118V247H117ZM123 250H126V248L123 249ZM166 250L168 252L170 251L168 249H166ZM214 250H210V252L209 251L208 252L211 253ZM229 250L230 249H228V251ZM238 250L237 251L234 250L235 251L234 252L231 249V252L233 251L234 253H237ZM244 250L246 251V253H245ZM6 251H7V249L4 250V254L8 253ZM79 251H81V249L80 250H78V249L73 250V252H70V250H69V253L64 254V256L63 255L61 256V253L63 254L64 251L59 253L61 258L58 257V259L60 258V260H57V261L54 260V262H55L54 264H72V262L75 261L78 258L77 255L79 254ZM103 251H104V249H103ZM121 251L118 250V252L117 251H115V252L120 254ZM158 251L159 252L161 251V248L159 246H158ZM164 251H165V249H164ZM164 251H161V252L163 253ZM197 251H195V252H197ZM199 251H201V249ZM220 251H217V252L219 253ZM256 251H255V253H256ZM261 251L259 252L260 254H261ZM36 252L39 255V251H36ZM50 252H51V250L49 251V254H50ZM96 252L94 251L95 256H97V257L100 256L101 257V254L99 255L98 252H97L98 255H96ZM108 252L109 251H107V253H106V251H104V253H106V255L108 254ZM110 252H111V250H110ZM126 252H127V250H126ZM159 252H158V256L156 255L157 257L166 254V257H165L164 260H163V257H162V261L160 260L161 257H159L160 259L158 258L161 261V263L163 261H165V260H167L166 264H167L168 261H169L168 263H170V260H168V259L171 256L168 258V256H169V255H167L168 252L167 253L165 252L164 254H161ZM173 252H176V251L174 250ZM178 252H179V254L177 253L178 257H179V259H181V257H180L181 252L180 251H178ZM221 252H220V254L223 253V252L222 253ZM233 252L230 253V251H229V255H226L225 258L227 256H231L230 258L235 259L236 257H234V256H236V254L232 256V254H234ZM21 253H22V251H21ZM24 253L25 252H23V254ZM92 253H91V255H92ZM101 253H102V250H101ZM117 253H115L113 255L114 256L113 257L114 258V264L116 262L115 261V259H116L115 255H118ZM124 253L125 252L123 251L122 255H121L122 258L124 257L123 256ZM133 253L130 254V258L133 256ZM153 253H150V256ZM198 253H197V256L199 257ZM209 253H205L207 258L210 256ZM215 253H216V250H215ZM1 254L2 253H0V255ZM33 254H30V255L32 256ZM109 254H111V253H109ZM171 254L173 255L174 259L177 257V256H175L176 253L174 255V253L171 252ZM189 254H190V251H189ZM193 254H194V256L196 255L194 252H193ZM193 254H190V255L192 256V259L194 260V258L197 257V256L194 257ZM205 254H204V256H205ZM214 254H213V256H215ZM224 254H226V253H224ZM250 254H251L252 258H256V257H253L252 253H250ZM260 254H258V256ZM20 255L21 254H19V253L18 254H9L8 256L6 254V256L5 255L4 256L8 257V259H6L7 261L6 262L4 261L5 259H4V256H3V261L2 262L0 261L1 262L0 264H3L4 262H5L4 264H27V263H25L26 262L25 256H23V255L20 256ZM24 255H26V254H24ZM40 255H42V254H40ZM82 255L83 254H81V256H79V257L80 258L84 257ZM146 255L149 256V254H146ZM216 255L218 256L219 254H216ZM241 255H243V254H241ZM245 255H243V256L245 257ZM254 255H256V254H254ZM262 255H264V254H261V256ZM26 256H28V255H26ZM49 256H51V255H49ZM90 256H89V258H90ZM95 256H92L93 257L92 259H94ZM107 256H109V255H107ZM121 256L119 255V256H116V257H121ZM127 256L129 257V255H127ZM145 256H143V259L146 258ZM185 256H186V253H185ZM188 256L189 255L187 254V257ZM217 256L215 258H218ZM32 257H34V256H32ZM43 257H44V254H43ZM46 257H48L47 253H46L44 258H40V257L39 258L42 259L43 262L51 264V263H49V261L53 260V259H50V257H48V259H50V260L49 261L47 260L48 262H46V260H45ZM85 257H86V255H85ZM97 257L95 258L96 260L97 259H101V258L103 259V256L101 258H97ZM110 257L112 258V256H109V259H110ZM157 257H154L155 259H152L151 262L154 260L156 263L158 262V264H159L160 262L156 261ZM173 257H171V259ZM202 257H199V258L202 259ZM219 257L221 258V256H219ZM247 257H246L245 261L248 260ZM34 258L39 259L37 257H34ZM51 258H52V256H51ZM80 258H78L79 261H80ZM122 258H120L118 261L120 262V260ZM130 258H128V259H130ZM135 258H137L136 260L139 261V263H141L140 261L143 260L142 258H140L141 260H139L138 259L139 257H137L136 255H135ZM213 258L214 257H212L211 259H213ZM83 259L89 260L88 257L82 258V260ZM92 259H91V262H92ZM104 259H105V256H104ZM131 259H133V258H131ZM147 259H145V260L147 261ZM221 259H220V261L223 262L224 261V257H223V260H221ZM262 259H264V257H262L260 260L262 261ZM29 260L30 259H28L27 261H29ZM32 260H34V259H31V262H32ZM111 260L113 261V259H111ZM111 260H109V261L111 262ZM195 260H196V258H195ZM228 260L230 261L231 259H228ZM240 260H242V259H240ZM101 261L105 262V260H101ZM101 261H99L98 264H100ZM146 261H143V263L145 262V264H147L148 261H147V263H146ZM174 261L175 260H173V261L171 260L170 264H172V262H174ZM176 261H177V259H176ZM205 261L207 262V259ZM213 261H215V260H213ZM226 261H227V259L225 260V262ZM87 262H89L88 264H90V261H87ZM104 262H102V264ZM107 262H108V260H107ZM123 262H127V260L123 261ZM222 262H221V264H223ZM252 262H254V261H252ZM262 262H264V261H262ZM93 263H94V261L91 264H93ZM127 263L128 264L129 263L133 264L132 260H131V262H127ZM163 263H165V262H163ZM201 263H203V262H201ZM229 263H231V262H229ZM229 263H227V264H229ZM29 264H30V262H29ZM33 264H37V261H36V263H33ZM75 264H77V263H75ZM104 264H106V262ZM109 264H111V263H109ZM119 264H122V263H119ZM197 264H198V261H197Z\"/></svg>",
  "mask_w": 264,
  "mask_h": 264
},
{
  "label": "rangeland",
  "instance_id": "rangeland-1",
  "mask_svg": "<svg viewBox=\"0 0 264 264\" xmlns=\"http://www.w3.org/2000/svg\"><path fill=\"white\" fill-rule=\"evenodd\" d=\"M20 1H21V2H20ZM43 1L46 3V4H44L45 7H44L43 4H42V3H44ZM46 1H47V0H38V2H37V0H36V1H34V0H19V1H17V0H16V1H15V0H8V3L10 2V3L8 4V3H7V0H6V1H4V4H5V2H6V4H5L6 6H5V8H4V7L2 6L3 2H2V0H0V7L2 6V8L5 9V10H7V11H8V10L11 11V10L13 9L12 12H9V11H8V13H6V14H5V13L3 14L4 11H1V10H0V11H1V12H0V13H1L0 16H1V17L3 18V20H4L3 22L0 21V23H1V24L3 23V26H4V25L8 24L10 21L12 22L13 19L16 17L17 19L15 18L14 21H19V22H20L21 20H23V21H21V25H26V26H28V25L31 26V25H32V27L35 26L36 24H37L36 27H39V26L42 25L43 23H44V25H45V24H46V25H52V24L55 23V22H54V18H56L57 16L54 17V15H53L55 11H52V10H55V9L52 8L51 4H49L50 0H49V2H48V1L46 2ZM12 2H14V6H13V3H12ZM15 2H17V3H19V4L16 3V5H15ZM29 2H30V3L33 2V4H30ZM39 2H40L39 5H42V6H40V8L36 5V3H39ZM11 3H12V4H11ZM47 3H48V4H47ZM75 3H76V4H75ZM75 3H74L75 5L72 4V5H71L70 7H68V8H70V10H72V11H73V10H77L78 8H79L78 10L83 9V8H84V10H86L87 8H85V7H88V8H89V6H90V5H89V6H85L86 4H85V3L83 4V2H81V1H80L79 3H77V2H75ZM101 3H104V4H103L104 7H103V5H102ZM101 3H100V4H101L102 6H101L99 3H97V5L99 4L100 7H102V8H99V7H98L99 5H98V6H97V5H95V6L92 5V6H93L92 9H91V6H90V9H87V10H90V11H87V10H86L87 12L90 13V16L88 15L89 13H87V14L85 13L86 11H84V10H80V13H78V15H80V16L82 15V16H83V14L85 13L84 16H86V15L89 16V17H88V16L85 17L86 19H84V18L82 19V17H81V21H83V20L86 21V20H90V19L93 20V19H92V18H93V17H92V16H93L92 14H94V20H95V19L97 20L96 16L99 15V14H100L99 16H101V17H103L104 15L107 16L105 13H103V12H105L106 10H107L108 12H111V10L114 11V9L109 8L110 6H109L107 3L103 2V1H102ZM10 4L12 5V6H11L12 9L10 8ZM28 4H30L31 6H29ZM77 4H79V5L82 4V6H84V7H81V5L78 6ZM17 5H18L19 7H18ZM20 5H22V6L24 5V7H21ZM33 5H35V6H33ZM47 5H50L51 8L48 6L50 9L47 8L45 11H46L47 14H48V12H49L50 15H51V13H53V14H52L53 17H50V18L53 20L52 22H51V19L48 18L50 15H49V14L46 15L45 12L43 11V10L46 8ZM76 5H77L78 7H77ZM87 5H88V4H87ZM16 6H17V9H18V10H16ZM32 6H33V7H32ZM73 6H76V7H73ZM96 6L98 7V9L96 8ZM108 6H109V7H108ZM7 7H8L9 9H8ZM14 7H15V8H14ZM25 7H26V8H25ZM35 7H36V8L38 7V9H35V10L32 9V8H35ZM42 7H43L44 9H42ZM80 7H81V8H80ZM2 8H0V9H2ZM68 8H66V9H68ZM71 8H72V9H71ZM76 8H77V9H76ZM106 8H109V10H110V9H111V10L109 11V10L106 9ZM3 9H2V10H3ZM40 9H41V11H42L43 13L40 11ZM101 9H102V10H103V9H106V10H103V12H101V11H102ZM19 10H20V11H19ZM26 10H27L28 12H27ZM29 10H30L33 14H32ZM49 10H51L52 12L49 11ZM91 10H93V11H92L93 13H91ZM99 10H100V11H99ZM13 11L15 12L14 15H12ZM17 11H19V13H18ZM35 11H36L37 13H36ZM38 11H39V12H38ZM81 11H84V12H81ZM94 11H95L96 14L94 13ZM107 11H106V12H107ZM5 12H6V11H5ZM24 12H25V13H24ZM29 12L32 14L31 16H33V17H32L33 19L30 18V16H29L30 13H29ZM50 12H51V13H50ZM97 12H98V13H97ZM100 12H101V13H100ZM10 13H11V14H10ZM27 13H28V14H27ZM35 13H36V15H35ZM82 13H83V14H82ZM2 14H3V16L5 15V16H4L5 18L2 16ZM8 14H9V15H8ZM17 14H20V16L17 15ZM21 14H22V19L18 20L19 18H21ZM24 14H25V15H24ZM44 14H45V15H44ZM101 14H104V15H101ZM108 14H109V13H108ZM10 15H11V16H10ZM27 15H28V17H29L30 19H32V21L35 20L36 22H35V21L32 22L31 20H29V18L26 17ZM34 15H35V16H34ZM38 15H39V17H38ZM55 15H56V14H55ZM6 16H7V17H6ZM12 16H13V17H12ZM14 16H15V17H14ZM23 16H24V17H23ZM42 16H43V17H42ZM47 16H48V17H47ZM80 16L77 17V19H78L79 22L77 21V19H75V23H76V22H77V23H76V24L73 23V24H74L73 26H75V25L77 26V24L82 25L83 22L80 21ZM1 17H0V20L2 19ZM18 17H19V18H18ZM35 17H36V19H35ZM37 17H38V20H37ZM91 17H92V18H91ZM97 17H98V16H97ZM8 18H9L10 21L8 20ZM10 18H11V19H10ZM23 18H25V20H24ZM40 18H41V20H40ZM26 19H27L29 22L26 21ZM47 19H48V20H47ZM56 19H58V17H57ZM56 19H55V21H56ZM6 20H7V21H6ZM39 20L41 21V23H40ZM42 20L45 21V22H42ZM5 21H6V22H5ZM46 21H47V22H46ZM48 21H50V22H48ZM85 21H84V22H85ZM4 22H5V23H4ZM11 22H10V23H11ZM22 22H23V24H22ZM26 22H28V23H26ZM38 22H39V25H38ZM24 23H25V24H24ZM33 23H36V24H33ZM1 46H2V48H4L5 50H4V49H1ZM5 47H6V46L3 45L2 43L0 44V50H3V51H0V53H2L4 56H5V55H6V56L8 55V56H10V58H9L8 56H7V57L5 56V58H2V56H3L2 54H1L2 56H0V63H2V65H0V69H1L0 74H1V77H2V76H5V74L7 73V72H6V69H7V68H10V67H11V68H13V67L15 68L16 65H17V67H19V66H21V64H23V63H19V62H23V61L25 60L24 57H23V59H22L21 57H19V55H18L19 52H20V53H23L22 55H25V56L28 54V53H26V52H25L26 54H24V50L22 51L21 49H18L19 51H17V48H16L15 50H16L17 52H16L15 50H14L15 52H13V51H11L12 49H11L10 46H7L6 48H5ZM190 49H191V48H190ZM6 50H7V51H6ZM8 51H9L10 54H11V53H13V54L16 53V55H15V54H14V55H13V54L9 55ZM21 51H22V52H21ZM4 52H5V53H4ZM6 52H7V53H6ZM237 53H238V56H237V54L234 52V54L237 56V58H238L239 56H240V57L237 59L238 61H237L236 63H237V64H240V65L243 66L244 63H245V60L247 61V58L244 59L243 56H241V55H242V52H241V51H240V52L237 51ZM230 54H231V55H230ZM234 54H233V53H229L230 57H229V59H228L227 62L230 63V64H229L230 66L233 65L234 67H236L235 62H233V60H231V59H235V58H236V56L233 58V55H234ZM239 54H240V55H239ZM17 55H18V57H17ZM4 56H3V57H4ZM11 57H12V58H11ZM28 57H29V55H28ZM1 58L3 59V61H4V59H5L4 63H5V62H7V63L3 64V61H2ZM7 58H8L9 60L12 59L14 63H13L11 60H10V62H9V60L6 61ZM13 58H14L15 60H14ZM230 58H231V59H230ZM17 59H18V61H17ZM243 59H244V62L242 61ZM20 60H21V61H20ZM235 61H236V60H235ZM240 61L243 62V63L241 64ZM8 62H9V63L12 62L14 65H13V64H9ZM7 64H8V65H7ZM245 64H246V63H245ZM260 64H261V66H262V63H261V62H260ZM260 64H258V65H260ZM12 65H13V66H12ZM1 66H3V67L5 66V67H7V68L2 70L3 67L1 68ZM8 66H10V67H8ZM244 66H245V65H244ZM5 67H4V68H5ZM240 67H241V66H240ZM3 73H4V74H3ZM42 84H43V83H42ZM42 84H41V85H42ZM37 85H38V84H37ZM34 86H36V83H35ZM200 86H202V84H201ZM133 93L135 94L136 92L134 91ZM133 93H132V94H133ZM227 97H229V96H227ZM213 100H214V99L210 100V102H211V103H210V106H211V108H217V107H214V105L217 106V105H216L217 102H216V101L214 102ZM215 100H216V99H215ZM224 100H225V99H224ZM229 100H230V98H229ZM220 101H221L220 103H219V101H218L219 105L225 102V101H223V98H222V99L220 98ZM222 101H223V102H222ZM231 104H232V103H230V102L228 103V105H230V106H229L230 108H227V107H228L227 103H226V105H224V106L221 105V106H222V107H221V108H222L221 111L223 112V114H224V111L226 110V111H225L226 113L223 115V118H224V119L221 118L222 113H221V114L219 113L220 115L217 116V117L220 116V118H221L220 121L223 120V122L221 121L222 123L225 122V118H226V120H227V119L229 118L228 116H230V115H227V113H229V112L231 113V111H229V110H231V107H232ZM225 106H226V107H225ZM223 107H224V111H223ZM219 109H220V108H219ZM227 109H228V110H227ZM133 112H134V111H133ZM133 112H132V113H129V114L127 115L128 117L126 116V117H127V118H126L127 120L124 119V120L121 121V123L124 121V123H123L124 125L122 124V126H123L122 129H120L121 126H119V128H117V129H119V131L123 130L125 127L128 126V124H130V122H128V121L132 120L131 123H133V122L136 121V120H135V119H136V115H135V114H136L138 111H136V113H135V112L133 113ZM132 114H134V115H132ZM226 115H227V116H226ZM128 118H129L130 120H128ZM227 121H228V120H227ZM227 121H226V122H227ZM127 122H128V124H127ZM221 122H220V123H221ZM121 123H119V124H121ZM125 123L127 124L126 126H125ZM218 123H219V122H214V125H218V126H219ZM119 124H118V125H119ZM224 124L226 125V123H224ZM200 126H201V125H200ZM199 128L201 129V127H199ZM199 128H198V133L201 132V131H199V130H200ZM201 130H202V129H201ZM203 130H204V129H203ZM85 132H86V131H85ZM196 132H197V131H196ZM224 132H225V131H224ZM202 133H203V132H202ZM81 134H82V133L79 134L80 137L83 135V134H82V135H81ZM224 134H225V133H223V135H220L221 137L223 136V139H224V137L226 136V134H225V136H224ZM79 135L76 134V137L79 136ZM158 137H161V138H159V139H162V134H161L160 136H158ZM230 138H231V137H230ZM204 139H205V138H204ZM221 139H222V138H221ZM225 139H226V138H225ZM233 139H236V137H235V138L232 137V140H233ZM203 141H205V140H203ZM229 141H230V139H229ZM229 141H226V140H225V141H223V142L226 143V142H229ZM237 141H238V140H237ZM66 142H68V141H65V143H66ZM69 142H70V141H69ZM69 142L66 143V144H65V143H62L63 147H62V145H60L62 148L60 149V146H59V147H58L59 149H57V151L52 150V151H54V153H53L52 151H50V155H49L48 157H45V158L48 159V160L45 159V161H46V162L48 161V163H46L45 161H43V162H42L43 164H42V163L39 164V166H40V165H41V166L44 165V169H43V171H45V172H43V173H44L45 176H43V173H42V175H41V176H43V177L39 176V177H41L40 179H42V180H41L42 183H41V182H38V181H40V180L37 179V182H38L37 184L41 183V184H42V185H41L42 187L40 186V188H39V186H38L37 184H34V186L31 185V186H32V189H30L31 187H29V189H30L31 191H30V190H26V191H28L29 194H30V193L32 194V195H29L30 197H31V196L34 197V198H33V197L29 198V201H30V202L28 203V205H29V207L27 206L28 208L25 207V208H21V209L18 208V209H17V207H24V206H25V205L22 204V201H19V203L16 202V204H15V202H14V203L11 202L12 205H11L10 208H8V207H9V205H10L11 203H8V205L6 204V206H7V208H8V209H6V206H5V202H6V200L3 201L4 198H0V202H1L2 204H4V206H5V207H4V206L1 205V203H0V213H1V214H0V217L2 218V219L0 218V220H1V222H0V226H1V224H2V226H3V227H2V226L0 227V232H2V233H0V234H1L0 236H2L3 238H6V239H3V238H2L3 240L0 239V240L3 241V242L0 241V243H1V244L4 243V244L6 245V244H8V242L11 240V241L9 242L10 245H9V244L6 245V246H8V247H6V248H5V245H1V244H0V247H1L0 249H1V251H2V248H3L2 246H4V248H3V252H0V253H2V254H1L2 256L0 255V256H1V257H0V261H1V262L3 261V256H4V255L6 256V254H7V256H8L9 254H18V253H19V254L25 256V258H26V262H25V263H27V264H29V262H30V264H31L32 262H33V263H36V261H37V264H38L39 262H40L39 264H43V263H44V264H48V263L43 262L42 259H40V258H44L45 255H46V253H47V256L50 257V259H53V260H50V259H48V257H46V259H45L46 262H48V261L50 260L49 263L54 264V263H55L54 260H55V261L60 260V258H61L62 255L64 256V254L69 253V250H70V252H73V250H76V249L80 250V249H81V251H79V254H78L77 256H78V258H80L79 256H81V254H83L82 256H84V257H81V258H80V261H81V262L79 261L78 258H77L78 260L75 258L76 260L74 259L75 261H73L74 263L72 262V264H75V263H77V264H88L89 262H87V261H90V264H91L93 261H94L93 264H96V263L98 264V262L101 261V260H105L106 264H109V263H111V264L113 263V264H114V258H113L114 256H113V255H114L115 253H117L118 250H119V251L122 250V251L120 252V254L117 253L118 255H115V258H116V259L118 258L117 260L115 259V261H116L115 264H119V263H122V264H123V263H124V264H128L127 262H131V260H132L133 264H138L139 261L136 260L137 258H135V255H136L137 257H139V258H138L139 260H141L140 258L143 259V256H145L146 254H149V256H148V255L145 256V257H146L145 259H147V258L149 259V260L147 259L148 263H147V261H146L145 259H143V260L140 261L141 263H139V264H145V262L143 263V261H146L147 264H151L152 262H153L152 264H158V262L156 263L154 260L151 262V260H152V259H155L154 257H157V256H158V252H159V251H158V246H159V247L161 248V251H164V249H165V251H164L163 253H162L161 251L159 252V253H161V254H164L165 252L167 253L168 251H167L166 249L170 250L172 253H174V255H175V253H176L175 256H177V257H176L175 259H174L173 255L171 254L170 251H169L170 253L168 252L169 254L167 253V255H169L168 258H169L170 256L173 257L172 259H171V257L168 259V260H170V263H171V260H172V261H173V260L176 261V259H177L176 262L174 261L176 264H178L179 262H180L179 264H197V261H198V264H204V263H205V264H213V263H214V264H219V263L221 264L222 261H220V259L222 258L221 260H223V257H224V261L222 262L223 264H224V263L227 264V263H229V262H231V263H229V264H238V263H239V264H243L244 262H245L246 264H250L252 261H254V262H252L251 264H253V263H254V264H256V263H257V264H259V263H260V264H261V263L264 264V262H262V261H264V259H262V261L260 260L262 257H264V255L261 256V254H264V247H262V246H264V244H262V243H264V240H262V239H264V238H261V237H264V235L261 236V234H264V233H261L262 230H264V213H262V212H264V210H260L262 207H264V205H262V206L259 205V204H261V202L264 203V198H262V197H264V187H262V185H264V184H262V181H264V180H262V179H264V175H262V171H264V167H262L261 169L258 168V167H261L262 164H264V162L260 161L259 165L255 163V165H256V170L258 169V171L260 172V174H258L259 172L256 173L255 165L253 164L255 161L258 163V161H259V160H262V158H264V157L261 156L262 158L260 157V159H259V156L256 154V153H257V151H256L257 149H256V148L251 147V146L248 147V146H247L246 144H244V143H241L239 146L242 147V146H243L242 144H244V145L247 147V149H246L245 146H243V147H245V148H243V147L241 148V147H239V146L237 145V144H239V143L235 141V143H234V142L230 143V147H231V145H232V147L234 146L233 148H235V149L231 148L230 150H231V151L234 150L233 152H235V150H236L237 147L241 149V150L238 149V150L241 151V152H238V151H237L238 153L235 152V156H234V157H235V162H234V158H233L234 153L232 152L233 154H232V153L230 154V152H231L230 150H227V151H230L228 154H226L227 151H225V153H224V152H222V153L219 152L220 154L218 153V158L215 159V160L218 161V159H219L220 156H221V158H220V160H219V164L222 163V164H221L222 167H221V165H220V167H221L220 169H222V168L225 166V164H228V166H230V167H229L230 169L227 168V169H229V170L225 171V172L227 173V176L229 175V173H230V176H231V178H228V179H229V180H228V181H229V186H228V182L225 181V180L227 179V177L224 176V174L220 173L221 176H222L225 180H224L222 177H220V176L217 178V180L220 181V182H218V184H219V183H220V184H223V185H221L220 187L226 188V190H225V191H227V192H226V196L228 195V190H230V188H231V187H230V182H231V181H232L231 183L234 182L233 184H235V183L237 184V183H238L239 185H241L244 181H246V180H242L243 182L240 181V180H241L240 178H241V176H242V173H241L240 171H242V170L238 169L239 167H240L241 169L244 170V174H243V175H244V179H245V175H247V176H251V175H250L251 173H250V174H245V173H249V172H252V174H253V173H256L259 177L256 178V177H255L256 175L254 174V175H253V176L255 177L254 182L258 183V180H260V183H258V184H259V186H260V185H261V186L259 187L258 184H257V185L255 184V185H256V186H255V187H256V190H255V188L252 189L253 193H252V191H251V189H250L251 185H250V187H249V182H248L247 185H246V182H245V184L243 183L244 186H245V185L248 186L247 188L250 189L249 192L252 193L253 197H252L251 193H250L251 196L249 195L248 190H246L247 188L238 192L237 190H238L239 187H240V186L238 187V184H237V185L235 184V186H237V187L231 189V190L234 189L233 192L230 190V192H229L230 194H229V195H230L231 197H230V196H227V197H226V196H225V193H223V192H221V193L217 192V194H216V191H214V192L211 191V192H210V193H212V195H211V194L209 193V191H208V193H207V189L204 188V187H205V186H204V182H203L204 179H203L200 175H198V176L196 175V176H194V178L196 177L198 180H199V179H201V180L198 181V180L195 178L194 181L197 180L196 182H198V183L201 181V182L199 183L200 186L198 185V183H196V184H194V185L192 186V189H194V188H196V187L199 186L200 189H201V188H202V189H205L204 191H206V193H207L208 195H211V197L214 196V198H213V197L210 198V196H207L206 193L202 190L203 193H202V192H201V193L203 194V196H204V194H205V196L207 197V199H205V200H206V203H207V202H208V203L205 205V203L203 202V201H205V200H203V199L205 198V196L201 198L202 194H201V196H199L200 198H197V197H196L197 201H200L199 199H201V202H202V204L204 205V206L202 205L203 208H201L202 206H201V203H200V205L197 204V205H195V206H194V205L191 206V207H193L194 211H193V210L191 211V208H190V206H189V207H187V209H185V210L183 211V213H181V214H176V215H174V217H173V214L169 215V216H171V217H170V220L168 219L169 217L167 216L168 218L166 217V219H165V221L168 219V222H169V223L167 222L168 225H169V227L167 228L168 225H164V224L166 223V222L164 223V221H163V222H159V221H158V224H157V217H159V216L162 214V212H164L163 209L166 210V209H169V208H170L169 205H168L165 201H164V203H163V199H164L165 197H162V196H161V198L158 199V200H159V203H158V200H157L156 198H159L160 195H157V197L152 195L153 199H152L151 195H150V196L148 195V196L146 197V195H147L146 192H150V191H148V189H147L148 187L145 189L146 186L144 187L143 185L140 184L141 180H138V179H140L138 174L144 172V171H142L141 169H139L140 164H142V163H143V160H144L141 156H139V153L142 152V151H140V149H138L140 152H139V151L136 152L137 149H134V151H135L137 154H136L135 152H133V151L131 152V154L134 153L136 156L132 154V157L129 158L127 161L124 162V163H127L130 167H131L132 165H134L133 172H132L133 174H131V175H129V176L126 177L128 182H127V181L125 182V179H126L125 176L123 177L124 179H123V178H120L119 183L116 182V180L119 179V177H118L119 174H118V173H120V177H121V174H122L121 172H118V171H121V170H119V168H118V170L115 169V170L110 171L109 173H105V174H111V175L114 174V175H112V176H113V177L116 176V180H114L115 178H111V177H112L111 175H110V176H111V177H110V176H108V175L105 176V174H103V176H101V177H99V176H100V175H99V176H98V179H96V180L94 179V180L97 182V181L99 180V178H100V180H101L102 177H104V178L106 177V179H108V182H106L107 180H106V179L104 180V178H103L104 181L101 180V184L103 183V186H102V185H99V182H100V181H98L97 184H96V183H94V181L92 180V178H97V176H96V177L90 176V177H92V178H91L92 181H91L90 179H86V180L83 179V177H84V178H90L89 175H88V176H87V175L85 176V172H86V171H85V169H84L86 165H87L86 167H89V166H88V165H89L88 161L90 162V160H91L90 164H91V163H94V164H92L93 166L90 165V168L92 167L91 169H93V168H95V167L98 166L97 163H99V156H100V155H99V156H96V155H98L100 152L94 151L95 149H90L89 151H88V150L83 151V150H81V149L78 150L77 148H75V146L73 145V143H69ZM209 142H210V144H209ZM223 142H222V143H223ZM206 143H208V147H209V145H211V141H210V140H208ZM236 143H237V144H236ZM67 144H70V145L72 144V145L70 146V145H67ZM203 144H205V143H203ZM235 144H236V145H235ZM65 145H66V146H65ZM64 146H65V148H64ZM68 146H69L70 148H68ZM66 147H67V148H66ZM202 147H203V146H202ZM206 147H207V144H206V146L203 147V148H206ZM208 147H207V148H208ZM248 148L253 149V150H252V151L250 150V153H249V151H247V150H249ZM68 149H70V152H69ZM242 149H243V151L245 150L246 152H245V153H242V152H243ZM254 149H255V150H254ZM66 150H67V151H66ZM91 150H92V151H91ZM62 151H63V154H62ZM65 151H66V153H67V152H69V153L66 154ZM72 151H74V152L76 151V152L74 153V152H72ZM82 151H83V153H82ZM87 151H88V153H89L90 155H89L88 153H87V155H86L85 152H87ZM51 152H52L53 154H52ZM78 152H79V153H78ZM80 152H81V154H80ZM251 152H253V153H251ZM55 153H56V155H55ZM57 153H58L59 155L61 154L60 157H59V155H58ZM71 153H72L73 155H72ZM84 153H85V154H84ZM91 153H92V154H91ZM173 153H176V155H175V154L171 155V154H172V152H171V153L169 154V155H171V156H169L168 154L165 155L164 152H163V153H161V155H160L159 158H157V157L154 158V157H153V158H150L149 161H148V162H149V165H150V163H151L152 160H153L151 170H154V169H157V168H158V170L161 169L160 172H161V173L163 172V173H162L163 176H162V174L160 173L162 179L165 178V177H164V173H166V171H167V170H166V171L164 170V167L167 166L166 169H168V167H169V169L171 168V170H174L173 167H174V168H175V167H176V168L179 167L180 164H181L180 167H183L182 165H183V162H184V161L181 163L182 160H185V159H183V158H186V160H187V157H188V159L190 158L189 155L186 157L184 154H183V155H184V157H183V155L180 154V153H178V151H173ZM198 153L201 154V151L198 150V152L196 151V152H193L192 154L190 153L191 158H192V157L194 158L195 155H196V157L200 156V154L198 155ZM239 153H241V154H239ZM246 153H247V155H245ZM248 153H249L251 156H249ZM51 154H52V155H51ZM64 154H66V155H64ZM69 154H70V155H69ZM74 154H76V155H74ZM77 154H78V155H77ZM83 154H84L85 156H84ZM223 154H225L224 157H223V160H224V158H228L226 155H229V156H230V157L228 158V160H227V159L224 160V161L227 160L226 163H224V161L222 160V155H223ZM242 154H243V155H242ZM53 155H54L55 157H54ZM71 155H72V157H70ZM82 155L85 157V159H84V160L82 159V162H80V161H81L80 158L83 157ZM137 155H138V156H137ZM162 155H163L164 157H163ZM179 155H180V157H179ZM197 155H198V156H197ZM219 155H220V156H219ZM253 155H255V157L258 156V158H255ZM63 156H64L65 158H64ZM66 156H69V157L72 158V159H70L69 157L67 158ZM74 156H78V157H75L76 159H75L74 162H73V158H74ZM93 156H94V157H93ZM95 156H96L97 161H98L97 163H96V158H95ZM166 156H167L168 158H167ZM181 156H182V157H181ZM231 156H232V160H233V161L231 160ZM53 157H54V158L57 157V158L54 159ZM79 157H80V158H79ZM84 157H83V158H84ZM87 157H89V158L87 159ZM169 157H171V158H169ZM172 157H174V159H173ZM177 157H178V158H177ZM236 157H237V159L239 158V161L236 160ZM243 157H245L246 161H245V159H244ZM248 157H249V158H248ZM251 157H252V158L254 157L255 159L253 158V159H254V160H253ZM49 158H50L51 160H50ZM60 158H61V160H60ZM66 158H67L69 161H67ZM91 158H92V159H91ZM94 158H95V159H94ZM133 158H134V160H138V164H137V161H135L136 163L133 162ZM160 158H161V159H160ZM162 158H163V159H162ZM164 158H166V159L164 160ZM176 158H177V159H176ZM180 158H181L182 160H181ZM242 158H243V159H242ZM247 158H248V159H247ZM250 158H251V159H250ZM62 159H63V160H62ZM65 159H66V161H64ZM89 159H90V160H89ZM141 159H142V160H141ZM154 159H155V160H154ZM158 159H160V160H158ZM167 159H170V161H171V159H173V160L171 161L172 164L169 163L170 161L168 160L169 162H168V161H167V162H168L169 165L166 164L164 167L162 166L163 171H162V168H161V167H160V169H159V166H158V167H157L156 165H154V166H156V167L153 166V164H155V163L157 164V162H160L161 160H163V161L166 162ZM175 159H176L177 162H179L180 164H177V162H176ZM179 159H180L181 161H179ZM229 159H230V160H229ZM257 159H258V160H257ZM49 160H50V161H54V162H55L56 160H58V161H57V164H56V167L54 166V165H55L54 162H50ZM78 160H79V161H78ZM92 160H94V161H92ZM186 160H185V161H186ZM241 160H242V164L240 163ZM243 160H244V161H243ZM248 160H249V161H248ZM250 160H251V161H254V162L251 163ZM62 161H64V162H63L64 164H65V162H66V164H67L68 166L65 164V166H66L65 168H64V167H59V166L62 165V163H61ZM70 161H71V163H69ZM83 161H86V162L84 163ZM129 161H131V162L134 163V164H131ZM139 161H140V162H139ZM150 161H151V162H150ZM154 161H155V163H154ZM213 161H214V160H213ZM217 161H214L213 163L211 162L212 164H211V163H209V164H211V166H214L213 168L215 169L216 164H218ZM221 161H222V162H221ZM228 161H229V162L231 161V163H230L231 165L229 164ZM236 161L239 162L240 165H242V166L247 164V167H248L249 169H246V168H247L246 166H243V168H242L240 165L238 166V165L236 164V163H237ZM44 162H45V163H44ZM59 162H60V164H59ZM76 162H77V166L79 165V163H81V164H80L81 167L78 166L79 169L77 168V166L75 167V165H76L75 163H76ZM78 162H79V163H78ZM167 162H166V163H167ZM216 162H217V163H216ZM246 162H247V163H246ZM261 162H262V164H261ZM49 163L51 164V165H50L51 168H50V166L46 167L47 164L49 165ZM52 163H53L54 165H53ZM55 163H56V162H55ZM83 163H84V165H83ZM223 163H224V164H223ZM233 163H235L234 165L237 166L236 168H234L235 166L233 165ZM239 163H238V164H239ZM64 164H63V165H64ZM70 164H71V165H70ZM73 164H74V167H75V168L72 167L73 169H72V168H70V169H71L72 171H73V170H75V171H73L72 174H75L74 172H76L77 170L79 171L80 174L72 175V174H69V173H68V172L71 173V170L68 169V168L71 167ZM95 164H96V165H95ZM127 164H126V166H127ZM130 164H131V165H130ZM170 164H171V165H177V166H171ZM219 164L217 165L218 167H219ZM260 164H261V165H260ZM45 165H46V166H45ZM58 165H59V166H58ZM63 165H62V166H63ZM124 165H125V164H124ZM136 165H138V166H136ZM149 165H147V166H148V167H151V165H150V166H149ZM178 165H179V166H178ZM251 165H253V166L251 167ZM94 166H95V167H94ZM135 166H136V169H135ZM207 166H208V165H207ZM233 166H234V167H233ZM249 166H250L252 169L254 168V172L250 169ZM52 167H53V168H54V167L57 168V169H58V170L56 169L57 172L54 171V169H52ZM127 167H128V166H127ZM218 167H216V168H218ZM226 167H227V166H226ZM232 167H233V168H232ZM245 167H246V168H245ZM47 168H48V171H46ZM59 168H60V169H59ZM61 168H62V169H65V172L68 170V172H67L68 174H67V173H66V174L69 175V177H68L67 175H66V176H67V178H69V179L62 178V176H65V175H63L65 172H64ZM66 168H67V169H66ZM81 168H83V169H81ZM122 168H123V169H126V167H125V168L122 167ZM128 168H129V167H128ZM176 168H175V169H176ZM224 168H225V167H224ZM224 168H223V170H221L220 172L224 171ZM244 168L247 170V172H246V170H245ZM50 169H51V170H50ZM80 169H81V170H80ZM138 169H139V171H140V170H141V171H140V172L137 171ZM169 169H168V170H169ZM210 169H212V168H210ZM218 169H219V168H218ZM220 169H219V170H220ZM231 169L233 170L232 173L230 172ZM234 169H235V170L237 169V170L235 171V173H233V172H234ZM59 170H60V171H59ZM89 170H90V169H89ZM134 170H135L136 173L134 172ZM219 170H218V171H219ZM225 170H226V168H225ZM248 170H250V171H248ZM261 170H262V171H261ZM50 171H51V172H54V174L52 173L54 176L50 173ZM78 171H77V172H78ZM81 171H83V173H81ZM87 171H88V170H87ZM116 171H117L118 173L115 174ZM215 171H216V169H215ZM218 171H217V172H218ZM237 171H239L241 174H240L239 172H237ZM46 172L48 173L47 175H48L49 177L46 176ZM59 172H60V173H59ZM111 172H112V173H111ZM137 172H138V174H137ZM167 172H168V171H167ZM236 172H237V173H236ZM242 172H243V171H242ZM49 173H50V174H49ZM57 173H58V174H61V173H62L61 175H59V179L61 178V181H59L58 176H57ZM134 173H135L137 176H136ZM223 173H224V172H223ZM83 174H84V175H83ZM233 174H234V175L236 174L235 176H237V175L240 174L241 176L239 175L238 177H240V178H237V179H236L235 176H234ZM50 175H51V177H50ZM55 175L57 176V179L55 178V177H56ZM71 175L74 176V177H72ZM81 175H82V176H81ZM134 175H135L136 177H135ZM160 175H159L158 179H161ZM225 175H226V174H225ZM260 175H261V176H260ZM52 176H53L55 179L52 178ZM66 176H65V177H66ZM75 176H76V177H75ZM131 176H134V178H132ZM232 176H234V178H233ZM247 176H246V177H247ZM45 177H48L49 179H48V178H45ZM78 177H79V178H78ZM109 177H110L111 179H109ZM129 177H130V178H129ZM163 177H164V178H163ZM198 177H199V178H198ZM200 177H201V178H200ZM43 178H44V180H43ZM76 178H78V180H75ZM81 178H82V179H81ZM150 178L152 179V177H150ZM219 178H222L224 181H223L222 179H219ZM247 178H248V177H247ZM247 178H246V179H247ZM250 178H251V179H250ZM252 178H253V177H249L248 181H250V180L252 181V180H253ZM259 178H260V179H259ZM53 179L56 180V182H52V181H54ZM62 179H63V181H64L63 183H62ZM64 179L67 180L68 182L65 181ZM72 179H73V181H72ZM80 179H81V180H80ZM121 179H122V180H121ZM131 179H132V180H131ZM133 179H136V180L133 181ZM162 179H161V180H158V184L161 183V182L163 183V181H166V180H168L169 178H168V179L166 178V179H164V180H162ZM230 179H231V180H230ZM233 179H236V180L234 181ZM238 179H239V181H237ZM242 179H243V178H242ZM256 179H257V181H256ZM45 180H50V181H47V182H50L51 185H50L49 183H47ZM57 180H58L59 182H58ZM74 180H75V181H74ZM79 180H80V182H81L80 184H79V182H77V181H79ZM83 180H85V182L87 183V186L84 184V186L87 188V191H85L86 188L82 187V186H83L82 183L84 182ZM87 180H88V181H87ZM109 180H111V181H109ZM123 180H124V181H123ZM130 180H131V181H130ZM149 180H150V179H149V177H148V180H147V181H149ZM43 181H44V182H43ZM70 181H72V182H71L72 184L76 185V183H77L78 185H77V186H72V184H70L72 187L70 186L69 189H68V187H66V186H67V185L69 186ZM102 181H103V182H102ZM113 181H114V182H113ZM135 181H136V182H135ZM139 181H140V182H139ZM159 181H160V182H159ZM236 181H237V182H236ZM251 181H250V182H251ZM60 182H61L62 184H64V185L66 184V186H65L66 190H65V188L63 187L64 185L62 186V184H59ZM66 182H67V183H66ZM73 182H74V183H73ZM85 182H84V183H85ZM91 182H93L94 184H92ZM109 182H110V183H109ZM111 182H112L113 184H115V185L117 184V186H118V185L120 186V184H121V186H120L121 189L119 188V186H118V187H117V186L115 187ZM122 182H123V183H122ZM124 182H125L126 184H125ZM131 182H132V183H131ZM133 182H134V183H133ZM138 182H139V185L137 186ZM223 182H226V183L224 184ZM241 182H242V183H241ZM254 182L251 183L253 186H254ZM35 183H36V182H35ZM46 183H47L48 185H46ZM53 183H54V184H53ZM57 183H58V184H57ZM104 183H105V184H104ZM107 183H108V184H107ZM135 183H137V184L135 185ZM201 183H203V186H204V187L201 185ZM44 184H45L46 186H45ZM91 184H92L93 186H95V184H96V186H98L99 188H100V186H102L103 188L101 187L100 190H101V189H102V190L104 189L103 191H105V189H106V191H105L106 194H105L104 192H103L104 194H103V193L100 194L99 192H101V191H100V190H99V191L97 190V189H99V188H97V189L94 190V188H95L96 186L93 188ZM122 184H124V188H123V185H122ZM127 184H128V185L130 184L129 187H128ZM158 184H157V186H156L157 188L160 187V184H159V186H158ZM220 184H219V185H220ZM226 184H227L228 187L225 186ZM39 185H40V184H39ZM55 185H57V186H58V185H61L60 188H58L59 186L57 187V188H58V189H57L58 191L55 189V187H56ZM89 185H91V186H89ZM112 185H113L115 188H114ZM125 185H126L127 188H125ZM131 185H132V186H135V187H132ZM155 185H156V184H155ZM197 185H198V186H197ZM231 185H232V184H231ZM48 186H49V188H51V189L53 190V192H54V191H55V192L53 193L52 190L49 191V190H48V189H49ZM50 186H51V187H50ZM54 186H55V187H54ZM78 186H79V188L81 187L80 189L83 191V193H82V191H81L80 189L76 188V187H78ZM88 186H89V189H88ZM104 186L107 187V188H105ZM108 186H109V187L111 186V189L113 188V190H111ZM130 186H131L132 188H131ZM139 186H140L142 189H140ZM201 186H202V187H201ZM241 186H242L243 188L246 187V186L244 187L243 185H241ZM253 186H252V187H253ZM257 186H258V187H257ZM33 187H34V188H33ZM46 187H47L48 189H47ZM52 187H53L55 190H54ZM62 187H63L64 189H63ZM73 187H74V188H73ZM199 187H198V189H199ZM229 187H230V188H229ZM232 187H234V185H233ZM242 187H241V188H242ZM252 187H251V188H252ZM36 188H38V191H37V190H33V189H36ZM41 188H43V191H42ZM44 188H46L48 191H47V190H44ZM70 188H71V189H70ZM91 188H92V189H91ZM108 188H109L110 190H107ZM116 188H118V190H117ZM135 188H136V189H135ZM228 188H229V189H228ZM241 188H240V189H241ZM243 188H242V189H243ZM258 188H259V189H258ZM75 189H76L77 191H76ZM115 189H116V191L118 192L117 195L120 194V196H121L122 193H123V194L125 193L126 196H125V195H122V196H124V197L127 198V194H129L128 197H129V196H130V197H131V196L133 197V195L136 194L137 196H136V195H134V196H135V198H137V197H138V198H137V199H134V198L132 199V197H131V198L129 197V198L126 199V198H123V197L121 196V200H120V196H119V198L117 197V195L115 196V194H116ZM125 189H126V191H125ZM138 189H139L140 192H141V191H144V192L146 191V192H145L146 195L144 194V192H141V194H142V196H141V194L139 193V191H137ZM196 189H197V188H196ZM198 189H197V190H198ZM240 189H239V190H240ZM39 190H40V193H43V192H44V195H45V194H46V195L44 196L43 194H41V196H42V195H43V196H42V197H39V196H40V195H39ZM59 190H62V193H63L64 190H65V192L68 190L69 192L67 191V195H70V196L72 195V192H74L73 195L71 196V197H72V200H71V201L69 200V203H68V199H71V197L69 196L70 198H68V196H66V194H65V196L67 197V198H65L64 193L62 194L61 191H59ZM70 190H72V192H70ZM73 190H75V191H73ZM88 190H90V191L92 190L93 193H94V195H95V193H96V195H97L98 193L100 194L99 196L97 195V197H96V196H93V193L91 192V194H90L89 196L92 195V196L94 197V200H93L94 202L91 201V199H93V197H91V199H90V197H89V199H88V196H86V195H88V193L90 192V191H88ZM96 190H97V191H96ZM131 190H132V191H131ZM158 190H159V188H158ZM26 191H25V193H24V197L28 196V194H27ZM41 191H42V192H41ZM45 191H46V193H45ZM56 191H57V192H56ZM79 191H81V193H79ZM108 191H110V192L113 191V192H112L113 194L111 193V196H112V197H110V193H108ZM194 191H195V190H194ZM235 191H237V193H236ZM245 191H246V192H245ZM254 191H255V192H254ZM256 191H258V192H256ZM32 192L35 194V196H34V194H33ZM47 192H49V193L52 192V195H51V193L48 194ZM87 192H88V193H87ZM119 192H121V193H119ZM134 192H135V193H134ZM136 192H138L139 195H138ZM241 192H243V194H244V193H245V194L247 193L246 195H249V196H247L248 199L245 200V198H246L245 196H246V195L244 194L245 196L242 197V193H241ZM17 193L19 194L20 191H17ZM36 193H38V194H36ZM78 193H79V194H78ZM86 193H87V194H86ZM114 193H115V194H114ZM222 193H223V194H222ZM238 193H239V195H238ZM26 194H27V195H26ZM54 194L62 195V197L59 196V195H54ZM75 194H78V195L81 194V196H79V198H78V195H76V197H77V199H76L75 196H74ZM83 194L86 196L84 199H83V197H84ZM107 194L109 195V197H108ZM231 194H233V195L235 194V196H236V194H237V198H235V200H234V199H233L234 196L231 195ZM260 194H261L262 196H261ZM36 195H37V197H39V201H40V200L43 201V203L40 201V206H41L42 209H43V210H42V209H41V210H42L43 212H41V210L39 209V208H41V207H39V206H37L38 208L36 209L35 204H36V203L39 204L38 199L35 200V199L37 198ZM47 195L49 196V198L51 197V199H55L56 197L59 196L60 198H62V200L64 199L65 202H66L67 204H70V203L73 204L74 201H75L76 203H77V202H78V203H77V204L74 203L73 205H71V208H70V206H67L68 209L70 208V210L68 211L67 209H65V208H67V207L65 206V205H67V204H65V202H63L65 205H62V202H61L62 200H61L60 198H59V199L56 198L55 200H56V202H58V203H57V204H56V202H54V203H55L56 205H58V204L60 205V204H61V205L63 206V208H61V205L59 206V209H62V210L58 212L59 209L57 210V206H56L55 204H51V205H49L52 201H55V200L48 199V197H46ZM104 195H105V197H103ZM106 195H107V196H106ZM155 195H156V194H155ZM179 195H180V194H179ZM219 195H221V196H219ZM254 195H255V197H254ZM257 195H258V196H257ZM54 196H55V198H54ZM73 196H74V197H73ZM100 196H102V198H101ZM113 196H114V197H113ZM140 196H141V197H140ZM143 196H144L145 198H144ZM215 196H216L218 199H217ZM222 196L225 197V198L223 197V200H222V198H221ZM232 196H233V197H232ZM239 196L242 197L241 200H240V197H239ZM3 197H5V196H3ZM43 197L45 198V200L42 199ZM80 197H82L83 200H82ZM99 197H100V198H99ZM106 197H107V198H106ZM150 197H151V198H150ZM249 197H250V198H253L254 200H253V199H250L251 201H249ZM257 197H258L259 199H258ZM32 198H33V200L31 201ZM73 198H74V200H73ZM96 198H97V199H96ZM105 198H106V202H105ZM110 198H111V199H110ZM115 198H116V200H115ZM139 198H140V200H138ZM147 198L149 199V201H150V199H152V201L154 200V204H155V205H156V202H157L159 209H158L157 205H156V207H157V208H156V207L154 206L153 203H152V205H153V206H152V205L150 204L151 201L149 202ZM154 198H155V199H154ZM219 198H221V199L219 200ZM226 198H227L228 200H229L230 198H232V199H230V203H231L232 200H233L232 202H234V203H235V202L239 203V205H238L237 203H235V205H238V208H236V206H234V205H233V207H232V208L235 207L234 210H232L231 208H229V207H230V206H229L230 203L228 202V200H226ZM238 198H239V200H237ZM243 198H244V199H243ZM261 198H262V199H261ZM5 199H6V197H5ZM19 199H20V198H18L16 201H18ZM79 199H80V202H79ZM86 199H88V200L86 201ZM95 199H96V201L99 200V201H97V203H99L100 200H101V204H100V205L97 204V203L95 202ZM107 199H108V200H107ZM113 199H114V201H112ZM117 199H118V200H117ZM128 199L131 200V201H132V200H133V201L136 200V202H137L138 204H139V202H140V204H139V206H138V207L140 208V210L135 209V208H138V207H137L138 204L136 205V203L132 201V202L134 203V204H133L132 202L128 201ZM145 199H146V200H145ZM161 199H162V200H161ZM208 199H210V201H208ZM212 199H213V200H212ZM214 199H216V201H214ZM224 199H225L227 202H226ZM242 199H243V200H242ZM47 200H48V201H47ZM59 200H61V201H59ZM64 200H63V201H64ZM66 200H67V201H66ZM76 200H77V201H76ZM81 200H82V201H81ZM103 200H104V201H103ZM109 200H110V201H109ZM141 200H143L144 203H143V201H141ZM202 200H203V201H202ZM211 200L214 201L213 204H215V205L218 204V205H219V208H218V209H217L216 207L214 208L215 205L213 206V209H217V210H216L217 212H219V210H221L220 207H222V209H223V206L226 205V206H224V207H225L224 209H226V210L229 211V212L226 213L225 210H223L224 212H222V210H221V213H222V214H218V213H217V214H218V218H219L220 220H221L222 218L226 217V216H227L226 214H228V216L225 218V219H227V222H228V223H227L228 228L230 227L231 229H232V228L234 229V227L236 228V227L238 226V224L240 223V225L237 227V228H239L240 226H243L244 223H245L244 226L247 227V228L242 227V229L239 228L240 230L237 229V228L234 229V230H238V232L242 231L243 233L241 234V236H242L243 234L246 235V236H243V240L240 239V243H241L240 245H241V246L237 247V245H239V243H238V240H239L238 238H239V237L237 238V236H236L238 232H237V231L234 232L233 229L231 230V229L226 228L227 226H226L225 223H224V222H226L225 219H223V221H222L224 224H223V223L221 224V221L219 222V221H218L219 219L216 218V217H217V216L215 215V214H216V211L213 212L212 206H210V207H205V206H207V205L209 204V202H210V205L212 204V201H211ZM217 200H219L220 202H217ZM221 200H222V201H221ZM236 200H237V201H236ZM244 200L247 202V204H250V203H252V202L254 201V202H253L254 204H250V205H248V207H250V206L252 207V208H251V207L249 208V210H250L251 212H250L249 210H247L248 207L246 206L247 204L244 203V202H245ZM260 200H262V201H260ZM14 201H15V200H14ZM34 201H35V202H34ZM36 201H37V202H36ZM45 201L48 202V207H46V206L44 205L45 203H47V202H45ZM50 201H51V202H50ZM72 201H73V203H72ZM84 201H85V202H84ZM88 201H91V202H88ZM123 201H124V202L126 201V202L124 203ZM239 201H241V202L244 201V202H242V204H241V202H239ZM256 201H258L257 204H256ZM259 201H260V203H259ZM3 202H4V203H3ZM20 202H21V206H20ZM33 202H34L35 204H31V203H33ZM82 202H84V203L87 204V205H86V206H83L84 203H83V204H80V203H82ZM92 202H93L94 204L96 203L95 206H92V204H93ZM109 202H110V203H109ZM112 202H114V204H113ZM117 202H118V203H117ZM119 202H123V203H119ZM127 202H129V203H131V204L129 205V203H128V205H127V204H126ZM146 202H148V203H146ZM216 202H217V203H216ZM222 202H224V205H223ZM248 202H250V203H248ZM17 203L19 204V206H17ZM41 203H42V204H41ZM90 203H91V204H90ZM106 203H109V204L106 205ZM141 203L144 204V205H143V208H141V207H142V204H141ZM161 203H163V205H162ZM221 203H222V205H221ZM225 203H226V204H225ZM227 203H228V204H227ZM234 203H233V204H234ZM243 203H244V204H243ZM14 204H15L16 206H15ZM38 204H36V205H38ZM85 204H84V205H85ZM88 204L91 205V206L89 205V207H91L90 209H89V207H88ZM115 204H117V205L115 206ZM118 204L121 205V206H122L123 204H126V205H125L126 208H125V206H124V207H123V206L121 207V206H119ZM148 204H149L150 206H148ZM166 204H167V207H166ZM194 204H195V203H194ZM213 204H212V205H213ZM240 204H241V205H240ZM255 204H256V206H255ZM13 205H14V207H15L16 210H15V209H14V210L12 209V208H14ZM30 205H31V206H30ZM43 205H44V208H45V209L43 208ZM54 205H55V206H54ZM76 205H77V206H76ZM102 205H103V207H102ZM140 205H141V206H140ZM160 205H161V206H160ZM218 205H217V206H218ZM253 205H254V207H253ZM1 206H2V207H1ZM33 206H35V210H39V212H40L41 214H42V213H46V214L48 213V215L50 214V219H51V217H52V218H55V220H50V219H49V216H48V219H45V221H44L46 225L41 226L42 223H40L41 225L39 224V226H40V230H39L38 223H39L40 221L43 220V219L40 220V218L43 217V215H46V214H42V216H41L40 213H39L38 211H35V210H34V207H33ZM50 206H52V207L49 208ZM53 206H54L55 208H54ZM64 206H65V207H64ZM99 206H100V208H99ZM109 206H110V207H109ZM112 206H113V207H112ZM114 206H115V207H114ZM129 206H134L135 208H133V207L130 208ZM200 206H201V207H200ZM240 206H241V208L245 206L244 208H247V209L245 210V209L242 208V209H243V210H242V209L240 208ZM260 206H261V208H260ZM32 207H33V208H32ZM75 207H76V208H75ZM78 207H79V208H78ZM81 207L83 208V210L81 209ZM84 207H86V209H85ZM104 207H106V208H104ZM108 207H109V208H108ZM111 207H112V208H111ZM127 207H129L130 210H129V208L127 209ZM198 207L201 208V211H202L201 213H202V214L205 212L203 215L201 214L202 217L200 216V214H199V216H198V214L196 215V213H200V210H199L200 208L197 209ZM257 207H259V208L257 209ZM30 208H31V210L33 211L32 213H28V212H27V211H30ZM47 208L51 209V212L54 211V210H52V209H55L56 213L54 212V214H51V213L47 212V211H49ZM74 208H75L74 212L76 211V212H75V215H76L77 213H78L79 215L82 213L81 217H83V219H84V217L87 218V217H86L87 214H88V217H91V215H92V217H97V215H98L99 219H98V220H95V219H97L98 217H97V218H91L92 220L94 219L93 221H91L90 218H89V219L87 218V219L90 221V222L88 221V223H89L90 225H91V222H92V225H93V226L91 225L92 227H88L89 225H88L87 221L85 222L86 219H84L83 224H84V222H85V224H84L83 226H81L82 223H81V225H79V224H80L81 220H83V219H82L81 217L78 218L79 215H76V216H78V217H76L75 215H72V214L74 213V212H73V209H74ZM77 208H78V209H77ZM101 208H102V210H101ZM110 208L113 209V210H114V208H117V209H115V210L118 211V212H116L115 210H114V212H112L113 210H110V211H109V210H106V209H110ZM120 208H122L123 210H121ZM139 208H138V209H139ZM150 208H152V209H151V212H148V211H150ZM206 208H207V210H205V211L202 210V209H206ZM208 208H209V212L212 210L211 212H213L214 215L216 216L215 218L217 219V222H216V219L213 218L214 215H213V213H211V212H210V213H211V217H212V218H210V215H209L210 213H208ZM210 208H211V209H210ZM228 208H229V210H228ZM239 208H240V209H239ZM253 208H254V210H253ZM26 209H28V210H26ZM63 209H64L65 212L63 211ZM87 209H88V210H87ZM91 209H92V210H91ZM104 209H105V210H104ZM119 209H120L121 212L119 211ZM141 209H142V211L145 209V211H143L144 214H143V212H141ZM154 209H156L157 211L155 210V212H154V211H153ZM195 209H196V210H195ZM235 209H238V210H239V213H238V210L236 211ZM19 210H20V211H19ZM21 210H22V211H21ZM66 210H67V211H66ZM71 210H72V211H71ZM78 210H80V211H78ZM84 210H86V212H85ZM90 210H91V211H90ZM97 210H99L98 213H101V212H102L101 214H102V215L104 214V215H103V216H104V219H103V216H100L101 214H98V213H97ZM100 210H101V211H100ZM135 210H137L136 212H137L139 215H137V213L135 212ZM186 210H188V211L190 210L191 213H188V211H186ZM230 210H231V211H230ZM240 210H242V211H240ZM252 210H253V213H252ZM259 210H260V213H261L262 216L259 214ZM2 211H3V214H2ZM6 211H7V212H6ZM11 211H12V212H11ZM14 211H15V212H14ZM23 211H24V212H23ZM25 211H26V212H25ZM34 211L37 212V213H35ZM87 211H89V213H91L90 216H89V213H87ZM103 211H104V212H103ZM107 211H108V212H107ZM139 211H140V213H141L142 215L139 213ZM190 211H189V212H190ZM196 211H197V212H196ZM198 211H199V212H198ZM203 211H204V212H203ZM235 211H236L237 213H236ZM244 211H245L246 213H245ZM248 211H249V213H248ZM261 211H262V212H261ZM13 212H14L15 214H14ZM16 212H17V213H16ZM22 212H23V213H22ZM30 212H31V211H30ZM57 212L59 213L60 216L62 215V216H64V217H62V216H61V218H60V216L58 217V216H57V215H58ZM61 212H62V213H66V212H67L68 214L66 213V215H65V214H62ZM106 212H107V213H106ZM109 212H110V215L108 214ZM111 212H112L113 214H111ZM115 212H116V213H115ZM127 212H129V214H127ZM131 212H134V213H132L133 215L131 214ZM184 212H185L186 214H185ZM231 212H235V214H236V215H239V216H236L234 213L232 214ZM241 212H243L242 214L245 215L246 217H248V216H249V217H248V218H245V217H243V215L240 216V213H241ZM12 213H13V214H12ZM19 213H22L21 216H23V214H24L26 217L23 216V217H25V218L22 219V217L20 216ZM38 213H39V215H38ZM52 213H53V212H52ZM71 213H72V214H71ZM84 213H85V214H84ZM92 213L94 214V216H93ZM105 213H106V215H105ZM117 213H119V214H117ZM124 213L126 214L125 217H124V215H125ZM149 213H150V214H149ZM152 213H156V214H153L155 217H154V216H151ZM230 213H231V214H230ZM257 213H258V216H261L260 218L256 216ZM6 214H7V215H6ZM16 214H17V215H16ZM27 214H28V216H27ZM29 214H30V215L32 214V216H34V217H32V216L29 217V216H30ZM56 214H57V215H56ZM70 214H71V215H70ZM95 214H96V215H95ZM107 214H108V215H107ZM115 214H116V217H115ZM122 214H124V215H122ZM159 214H160V215H159ZM188 214H190V216H189ZM206 214L209 215L208 218H207V221H205V220H206V217H207ZM246 214H247L248 216H247ZM252 214H253V215H252ZM1 215H4V216H1ZM5 215H6V217H5ZM35 215H36V216H35ZM55 215H56V216H55ZM67 215H68V216H67ZM117 215H119V216H117ZM120 215H121V217H120ZM128 215H129V216H128ZM144 215H145V216H144ZM146 215H147V219H149V217H150L149 220L146 219ZM180 215H181V217H180ZM193 215H196V216H198L197 218H200V219H201V220L198 219L200 222L197 220V223H198V222H199V223H202V224H203V222L208 223V225L204 223V226H203V225L201 226V224H199L202 228L205 227V226H208L210 229H208L207 227H205V228H207V229L205 230V228H204V229H203L204 231L202 232V230H201L200 233H199V230H198V229H202V228H201L200 226L197 225V223H196V219H197L196 216H195L196 219H193V218H192V217H194ZM212 215H213V216H212ZM219 215H224V217H221V218H220ZM234 215H235L236 217H235ZM10 216H12L13 220L15 219L16 222H15V221H12L11 218H10ZM17 216H18L19 219H20V217H21V219H22V220H25V221H22V220L20 219V221L22 222V223L20 224V222H19ZM19 216H20V217H19ZM37 216H38V218H37ZM70 216H71V218H70ZM74 216H75L77 219H76ZM106 216H107V217H106ZM135 216H136V219L139 217V222H138V219H137V223H138V224H139L140 221L142 220L143 216H144L143 219H144V220H147V221H144V220H143L144 222H143V221L141 222V224H140V225H141V228H140V226L136 223V221L134 220V219H135ZM178 216H179V217H178ZM182 216H185V217H182ZM191 216H192V217H191ZM251 216H252V217H251ZM253 216H254V218H253ZM3 217H4L5 219H3ZM14 217H15V218H14ZM27 217H28V220H26ZM39 217H40V218H39ZM45 217H46V216H44L43 218H45ZM68 217H69L70 219H69ZM73 217H74V219H73ZM108 217H110V220H111L112 218H114L113 220L115 221V223H117V222H121V223H122L121 225H120V223H119V224H118L119 229H116V228H115V229L112 231L113 233H111V234H109L110 231H107L111 226L109 227V225H107L109 228H108V227L105 228V225H101V222H102L103 220H105V219H106V220H109ZM119 217H120V218H119ZM172 217L174 218V219H172V222L174 221V222H173L174 224H175V222H178L179 225H180L181 223L183 224V223H184L183 220L187 219V221H185V224L188 225L189 227H188V228L185 227L186 225L184 226V224L181 225L180 228H181L182 226L185 227V228L182 227L183 229L181 228V231L183 230V232L181 233L180 230H178V229H174V227H175V228H176V227L179 228L178 224L176 223V224H175L176 226L174 225V226H172V229H170V228H171V225L173 224V223L171 222V218H172ZM175 217H176L177 219H179V220L181 219L183 222L178 221ZM186 217H187V218H186ZM189 217L192 219V221L195 220V224H196V225H195V224H192L193 222H191V221L188 222V218H189ZM228 217H232V220H234V217H235V218H236V219H235L236 221H237V218H238V220H239V217H240V218L243 217L242 220L240 219L241 222H242V221H245L246 219H248V220H250V221L248 222V224H247V222L245 221V222H242V223L239 222V223L236 225L237 222H236V221H232V220L230 221L229 219H231V218L228 219ZM255 217L258 218V219H256ZM6 218H7V219H6ZM30 218H31V219H30ZM33 218L37 219V221H38V219H39V222H37V221H36L35 219H33ZM58 218H60V219H58ZM62 218H63V219H62ZM100 218H102L101 221H99ZM132 218H133V219H132ZM140 218H141V220H140ZM152 218H153V219H152ZM183 218H184V219H183ZM190 218H189V219H190ZM203 218H204V219H203ZM209 218H210V220H209ZM8 219H10V221H8L7 223H6V221H2V220H8ZM57 219H58V220H57ZM61 219H62L63 221L66 220V221H64V224L60 223V222H62ZM79 219H80V221L78 222ZM151 219H152V220H151ZM202 219H203L204 221H202ZM244 219H245V220H244ZM260 219H262V221L258 222V220H260ZM46 220H47L48 222L52 221L51 224L48 223ZM56 220H57V221H56ZM67 220H69V221H67ZM70 220H71V221H70ZM72 220H73V221H72ZM74 220H75V222H78V223H76V225H75V224H72V223H74ZM120 220H121V221H120ZM123 220H125V222H127L128 224H129V223L131 224L132 221H133V223H132L133 225L131 224L132 227H131L130 224H129L128 227H130V228L126 227L127 229H126V228L124 229V227L127 226V225H126L127 223H125V222L123 223ZM127 220H129V221L132 220V221L128 222ZM175 220H177V221H175ZM208 220H209V221H208ZM214 220H215V221H214ZM240 220H239V221H240ZM252 220H253V221H252ZM256 220H257V221H256ZM29 221H30V223H29ZM31 221H36L37 223L34 222V223H35V224H34V223H32ZM95 221H96V222H95ZM97 221H98V222H97ZM150 221L153 222V223H151ZM212 221H213V222H212ZM4 222H5L6 225L9 223V224H8L9 226H8V225L6 226V225L4 224ZM12 222H15L16 224H15V223H14V224H11ZM23 222H24L25 224H23ZM27 222H28V223H27ZM44 222H43V224H44ZM53 222H55V223H53ZM65 222H66V223H68V222L70 223V222H71V224H72L73 226H72L71 224L68 223L70 226H72V227H71L72 229H71L70 226H69V228H70L71 230H79V229H77V225H79L80 228H81V229H80L81 231L79 230L80 232H82V230H85L84 226L87 228L86 230H88V229H89V230H90V229H94V230H92L93 232L95 231L94 233H93L92 231H91V233H90V231H88L91 235H90V234L87 235V231H83V232H85V234H86V236H87L88 239L92 238V239H90V241H92V242H90L89 240L86 241L87 239H85V234H84V235L82 234L83 232H82V233H80L79 231H75V232L72 231V232H71L70 229L67 228L68 225H67V226L65 225V224H66ZM94 222H95V223H94ZM146 222H147V223H146ZM149 222H150V224H151L152 226H150V225L148 224ZM170 222H171V225H170ZM215 222H216V225H215V226H216V231L218 230V227H217V226H219V227L222 228V229L225 227V228H226V232H228V234L225 233V230H224V231H223L224 234H227V235H224L223 232H222V233L220 232V233L223 235V236H222L220 233H218V232H219L220 230H222V229L218 230L217 232H214L215 230H213V229H215V228L212 229V230H213V232H212L211 228H212V226H214V225L211 224V225H212V226H211L210 223H215ZM232 222H233V223H232ZM234 222H235V223H234ZM250 222H251V223H250ZM254 222H255V223H254ZM256 222H257V223H256ZM261 222H262V224H261ZM31 223H32V225H35V226L38 227V230H37V231H38L39 233H38L37 231H35V229H37V227L32 226ZM86 223H87V226H86ZM135 223H136L137 225H136ZM163 223H164V224H163ZM167 223H166V224H167ZM188 223H190V225H189ZM230 223H232V224H230ZM249 223H250V225H249ZM259 223H260V224H259ZM36 224H37V225H36ZM52 224H53V225L55 224L56 227L58 226L57 229H56V228H55V225H54V228H55L56 230H55V229L53 230ZM61 224H62V225H61ZM99 224H100V226H98ZM134 224H135V225H134ZM146 224H148V226H147ZM162 224H163L164 226H163ZM228 224H229L230 226H229ZM234 224H235L236 226H235ZM251 224H252V225H251ZM255 224H256V225H255ZM12 225H13V226H14V225H17V226H14V227L12 228ZM26 225H28V226H27V227H28V230H29L30 225H31L32 227H31L30 231H32V232H33V230L35 231V232H34L35 234H33V233L31 232V234H33V235H34L33 237H35V238H33L32 235H31L30 233H28L29 231L27 232V233H28V236H27V237L30 238V240L33 239V240H31V241H30L27 237H26L27 239H25V240L23 239V238H25L24 235L27 234V233L24 234V233L26 232L25 230H26V228H27ZM49 225H50V227H49ZM60 225H61L62 227H61ZM64 225L66 226V229L63 228V227H65ZM156 225H157V226H160V225H161V226L164 227V229L169 230V231H174V233H175V231H176V232L179 231L178 233L181 234V237L184 236L183 233H184V231L186 232L187 230L189 231V232H188L189 234L186 233L188 236H189L191 233H192L193 235L191 234L192 236H190V237H193V236H196V235H197V237H194V238H193L194 240L192 239L193 241H196V242L193 243V244H192L191 242H190V243L192 244V246L195 245L196 243L198 244V246L200 245L199 250L201 249V251H202V249H204V248H206V249L208 248L209 250H208V249H207V250L210 252V250H214V249H213V248H214V243H216V244H215V248L219 247L220 245H222V244L224 243V244H225V247L228 248V246H229L228 249H230L229 251H230V253H232L234 250L237 251V250L240 249L241 247L244 249V248L247 246L246 244H249V245L247 246L248 249L246 248V251L249 252V253H247L246 255H247V256L249 255V256L247 257V256L244 254V252L241 253V252H242V249H240V250H241V251H240V254H239V250H238V252H237L238 254H237V253H234L235 251L233 252L234 254H232V256L236 254V256H234V257H236L235 259L230 258L231 256H227L228 258H227V257L225 258L226 255H229V251H228V249H227L228 252L225 250V247L223 246L224 244L222 245V246H223V249L225 250V251H224V250L222 249V252L224 251L223 253L220 251V249L222 248L221 246L219 247L218 250L215 249V250H216V253H215V250H214L213 252L209 253L206 249H204L206 252H205L204 250H203L202 252L199 251V250H198V247H197V244H196L195 246L197 247V250H198V251H197L196 249L194 250L195 246H194V248L191 247V246H188L190 243L187 242V243H188V244H187L186 242H181L182 239H181L180 237H179V238H180L181 241L178 240L179 238L176 239V237H177L178 235H180V234H177V235H176V234H173V232H171L172 235H173V236H172L171 233H170L169 231H166V230L163 231V230H162L163 227H157V228L159 229V230H158V229L156 228ZM191 225H192V226H191ZM194 225H195V226H194ZM220 225L223 226V227H221ZM231 225H233V227H231ZM246 225H248L249 227L246 226ZM254 225H255V226H254ZM259 225H260V226H259ZM5 226L8 227V228H6ZM22 226H24V227H22ZM59 226H60V228H59ZM74 226H75V227H74ZM94 226H98L99 229H98V230H95V229H97V227L95 228ZM120 226H121V229H120ZM122 226H124L123 229H122ZM144 226H146V227H144ZM154 226H155V227H154ZM196 226L199 227V228L196 229ZM253 226L255 227V229H254ZM9 227H10V229H11V230H10L11 233H13V230L17 231V233L14 231V234H15V233L18 234V235H17L18 237L16 236V234L13 235V234H11L8 230H7L8 232L5 230V229H9ZM17 227H19V229H22V230H19V231H18ZM21 227H22V228H21ZM25 227H26V228H25ZM33 227H34L35 229L32 230ZM47 227H48L49 229H47ZM73 227H74V229H73ZM101 227L104 228V231H103V228H101ZM138 227H139V229H137ZM192 227H195V228H193V229H194V231H196V233H198V234L195 235V234L193 233L194 231H193ZM257 227H258V229H257ZM14 228H15V229H14ZM23 228L25 229V230H24L25 232L23 231ZM41 228H43V231H44L45 233H47L48 230H49L51 233L48 232L49 234L46 235V234L42 231ZM44 228H45V230H44ZM62 228H63V230H61ZM75 228H76V229H75ZM78 228H79V227H78ZM83 228H84V229H83ZM107 228H108V229H107ZM151 228L153 229V230H152L153 232H155V229H157V230L159 231V232L157 231V232L155 233L156 236H157V234L160 235L161 232H163L164 234H165V232H166V237L163 235V233H161V234L164 236L163 238H165V240H164L163 238H162V239H163L165 242H169L170 245L167 244V243H165L164 241H162V240L160 239L162 235H160V237H158L159 239L154 235V236L156 237L155 240H154V236H152V232H148V231H151ZM160 228H161L162 231L160 230ZM180 228H179V229H180ZM186 228H187V229H186ZM189 228L192 229V232H190L191 230H190ZM12 229H13V230H12ZM46 229H47V230H46ZM59 229H60L61 231H60ZM67 229H68V230H67ZM100 229H101V230H100ZM105 229H107V230L105 231ZM184 229H185V230H184ZM227 229L230 230V231H232V232L229 233L230 231H227ZM243 229H244V230H243ZM247 229H248V230H247ZM250 229H252V230H250ZM3 230H5L6 233L3 232ZM57 230H58V231H57ZM116 230H117V231H116ZM118 230L120 231V234L117 233V232H119ZM134 230H138V232L135 231V232H136V233H135ZM142 230H143V231H142ZM145 230H146V231H145ZM147 230H148V231H147ZM177 230H178V231H177ZM209 230H211L212 233H211ZM245 230L248 231V232H249V231H250V232H253V231L256 230V232H255V233H252V234H251V233L248 234V232H246ZM260 230H261V231H260ZM21 231H22V232H21ZM40 231H41V232H40ZM55 231H56V232H55ZM59 231H60V232H59ZM62 231H64V232L66 231L68 234H67L66 232H65V233L63 232V233H62ZM96 231H97V233L99 232L98 235H97ZM101 231H102V233H101ZM141 231H142V232L145 231L146 234H147V232H148L149 234H147V235H146V234H142ZM197 231H198V232H197ZM206 231H207V232L209 231V232L211 233V235H209V233H207ZM259 231H260V232H259ZM19 232L22 233L23 237H22L21 234H19ZM23 232H24V233H23ZM57 232L59 233V236H60L61 234H62L63 236L67 234V235H68V238L66 237V236H67V235H66V236H65L66 238L64 239V237L62 238V235H61V236H60L61 239H59V236H58ZM70 232H71V233H70ZM77 232L79 233L78 238H77ZM105 232H107V235H105ZM130 232H131V233L134 232L135 234L132 235L133 233L131 234ZM139 232H140L142 235L145 236V237H144L145 239H143V236H141V234H139ZM205 232H206V233H205ZM233 232L236 233V235L233 234ZM245 232H246V233H245ZM3 233H5L6 235L3 234ZM7 233H8V234H7ZM40 233H42V234H40ZM74 233H75V234H74ZM95 233H96V234H95ZM114 233H116L117 235H115ZM167 233H170V234H167ZM203 233H204V235H203ZM216 233H217V236H216V235H213V234H216ZM240 233H241V232H240ZM256 233H257V234H256ZM258 233H260V235H259ZM9 234H10V235H9ZM71 234H72V236H71V238H70L69 235H71ZM93 234H94L95 237H92ZM99 234L102 235V236H103V234H104L103 238H102V236L100 237ZM113 234H114V235H113ZM122 234H125V235L128 234V236L126 235V237H123ZM130 234H131V235H130ZM153 234H154V233H153ZM184 234H185V233H184ZM186 234H185V235H186ZM199 234H200V236H199ZM230 234H231V235H230ZM253 234H254V235H253ZM8 235L10 236V238H8V237H9ZM35 235L40 236V237H37V236H35ZM43 235H45L46 237H49V236H50V237L48 238V242H46V241H47V238L44 237ZM55 235H56V236H55ZM75 235H76V236H75ZM81 235H82V236H81ZM125 235H124V236H125ZM149 235L152 236L153 239H152V237L150 238ZM167 235H168L169 237H170V235H171V239H172V237H174V235H175V238H173V239L171 240ZM208 235H209V236H208ZM212 235H213V236H212ZM228 235H230L231 238H232V235H233V237H236V238L238 239V240L236 239L237 242H236L234 239H233V242L235 241L237 244H236V243L234 244V243L232 242V239H231L230 237H227ZM234 235H235V236H234ZM238 235H239V233H238ZM249 235H250V236H249ZM251 235H252V237H251ZM256 235H257V236H256ZM7 236H8V237H7ZM29 236H31L32 238L29 237ZM41 236L44 237V238L42 239ZM51 236H52V237L54 236V237L52 238ZM73 236H75V237H76L77 239H79V240L82 239V237L84 236V237H83L84 241H83V239H82V240H80V241H81V242H80V241H78V240H77L75 237H73ZM79 236H80V237H79ZM97 236H98L99 238H98ZM105 236H106V238H105ZM120 236L123 237V239H122ZM129 236H131V239H132V240H128V242L131 241V243H128V242L126 241L127 239H124V238H127V237L130 239ZM135 236H137V240H138V238L141 239V237H142V239H143V244H142V241L140 242V241L138 240L139 243H140V245H139V243H137L138 241L136 242V239H135L136 237H135ZM138 236H139V237H138ZM140 236H141V237H140ZM146 236H147V237L149 236V237L147 238ZM198 236H199V238H201V240L198 238ZM202 236H205V237L207 236L208 239H204L205 237L203 238ZM224 236H226V237L224 238ZM239 236H240V235H239ZM241 236H240V238H241ZM248 236L250 237V240H249ZM255 236H256V237H259V236H260V237L257 238V240L255 239L256 241H254V237H255ZM11 237H12V238L14 237L15 239H14V238L12 239ZM19 237H20V238L22 237L21 240H20ZM55 237L57 238V240H55V239H56ZM110 237H111V238H112V237L115 238L114 240H113V238H112L113 243H114V241H116L114 244H116V243L118 244L119 242H117V241H119V239H120V240H125L128 244H126V246H125L124 243H126V242H125V241H124V242H123V241H122V242L120 241L122 244H121V245H120V244H118V245H117V244L114 245V247H115L116 249H113L114 247L112 246L113 244L111 243L112 240H111ZM118 237H119V239H117ZM167 237H168V238H167ZM207 237H206V238H207ZM244 237H245V238H244ZM256 237H255V238H256ZM37 238H38V239H37ZM45 238H46V239H45ZM54 238H55V239H54ZM93 238H94V239H93ZM109 238H110V240H109ZM133 238H134L135 241L133 240ZM149 238H150V240L152 239L151 242L154 240L152 244L155 245V246H153V248L150 247L152 244L150 243ZM195 238H196L198 241L195 240ZM228 238H230L231 240L228 241ZM246 238H247L248 240H247ZM260 238H261V239H260ZM7 239H8V240H7ZM22 239H23L24 241H22ZM35 239H36V240H35ZM40 239H41V240H40ZM49 239H51V240H49ZM53 239H54V240H53ZM58 239H59V240H58ZM71 239H72V241H74L73 239H76L75 242H76V241H78V242H77V243H75V242H70ZM98 239H100V240L97 241ZM105 239L107 240V242L111 241L110 243H111L112 245L109 243L111 246H110V245H109V246H106V245H108V243L105 244V242H106ZM142 239H141V240H142ZM156 239H158L157 242H156ZM166 239H167L168 241H167ZM169 239H170V240H169ZM174 239H176V240H174ZM218 239H219V240L222 239L223 242L221 243V242H220L221 240L219 241ZM224 239L226 240V243H227V244L225 243ZM245 239H246V240H245ZM251 239H252V241H251ZM6 240H7V241H6ZM16 240H18V241H20V242H16V243H15ZM38 240H40V241H39V244H40V245H39L38 243H35V245H34V243H32V246H31L30 242H33V241L36 242V241H38ZM60 240H61V243L63 242V244L65 245V247H64V245L61 246L60 243L58 244V241L60 242ZM63 240H66V241L68 240V241H67V243H66V242H64ZM159 240H161L160 242H162V243H161V246L158 245V246L156 247V245H157L156 243L160 244ZM177 240H178V241H177ZM202 240H204V241L206 240V242H205V243H206V246H207V244H208L207 242H209V244H210L209 246L212 245V247H209V246L205 247V243H203L204 241H202ZM261 240H262V241H261ZM4 241H5V242H4ZM25 241H26V242L29 241V242H28V243H29L28 245H30L31 248H30L28 245H26L27 243H25L26 248H25V246L22 247V248H19V246H23V245H24V242H25ZM49 241H50V242L52 241L50 244H52V247H54V248H56V249H53V248L51 249V246H50V244H49ZM55 241H56V242H55ZM82 241H83V243H82ZM101 241H102V242H101ZM132 241H133L134 243H133ZM144 241H145V243H150V246L148 245V247H147V245H145ZM175 241H176V242H180V243H176V244H175V243H174ZM200 241H201V243H203V244H200ZM227 241H228V242H227ZM242 241H243V242L246 241V242H245L246 244L243 243L245 246L242 244ZM247 241H248V242H247ZM253 241H254V243L251 244V242H253ZM259 241H260V242H259ZM68 242H70L71 244H72V243H73V244H76V245L79 244V246L77 245V247H76V245H73V244L70 246V243H68ZM84 242H85V243H84ZM86 242H87V243H86ZM96 242H97V244H96ZM99 242H100V243H99ZM135 242H136V245H137V244L139 245V247H140V248H138L139 250H138V249H137V250L134 249L135 246H134L133 244H135ZM154 242H156V243H154ZM163 242H164V244H163ZM170 242H171V243H170ZM172 242H173V244H172ZM210 242L213 243V244H211ZM219 242H220V243H219ZM249 242H250V243H249ZM255 242H256L257 244L260 243L261 245L259 244V245L257 246V244H255ZM11 243H14V244H11ZM21 243H22V244H21ZM42 243H43V245H45V246L41 245ZM54 243H55V244H54ZM80 243H81V244H80ZM101 243H102V244H101ZM103 243L105 244V247H104V246H103V247L101 246V245H103ZM181 243L184 244L183 247H185V249H186L187 246H188V248L191 247V249L194 250V251H191V250H189V249L187 248L188 250L186 249V252H183L184 254L182 255V251H183V250L185 251V249H182L183 247L181 246V245H182ZM232 243H233L234 245H236L237 249H236V248L233 249L235 246L233 247V244H232ZM16 244H17V245H16ZM56 244H58L59 246L56 245ZM66 244H69V245H66ZM82 244H83V245H82ZM84 244L87 245V246H86L87 248L84 246ZM88 244H89V245H88ZM91 244H95V246H92ZM100 244H101V245H100ZM129 244L132 246V249H131V246L129 247ZM162 244H163V246H162ZM177 244H178L179 246H181V247H177V248H179V249H177V250L181 252V254H180L181 259H179V257H178L179 252L175 249V248H176L175 246H176ZM186 244H187V246H185ZM191 244H190V245H191ZM217 244H218L219 246H218ZM228 244H232V245H228ZM254 244H255V246H254ZM14 245H15V246H14ZM36 245H37V246H36ZM53 245H56V247L53 246ZM80 245H82V246H80ZM123 245H124V246H123ZM138 245H137V246H138ZM141 245H142V246H141ZM143 245H145L146 247H145V248H141V247H143ZM164 245H165V246L168 245V246L164 247ZM171 245H173V246H172L173 248L171 247L172 249L169 247V246H171ZM178 245H177V246H178ZM202 245H204V246H202ZM27 246H28V248H27ZM33 246H36V248L34 249ZM39 246H42V247H39ZM48 246H50V247H48ZM91 246H92V247H91ZM121 246H122V247H121ZM127 246H128L129 248H127ZM201 246H202L203 248H202ZM243 246H244V247H243ZM250 246H251V247L253 246V247H255V248L252 247V248H253V249H252V248H250ZM15 247H16V248H15ZM47 247H48V249H47V252H46L45 249H46ZM61 247H62V248H61ZM63 247H64V248H63ZM72 247H74L75 249L72 248ZM88 247H89V248L91 247L90 249L93 248V250L88 249ZM95 247H96V248L98 247L97 250H100V252H99V251H97V252H98L99 255L101 254V257L103 256V259H102L100 256H98V257L95 256V253H94V251L96 252V250H95L96 248H95ZM101 247H102V249H101ZM106 247H109V249L111 250V252H110V250H108V248H106ZM117 247H118V250H117ZM174 247H175V248H174ZM231 247H232V248H231ZM257 247H258V248H257ZM260 247H261V248H260ZM8 248H9V249H8ZM32 248H33V249H32ZM37 248H41V249L38 250ZM42 248H45V249H44L45 251H44V250L42 251ZM85 248H86V249H85ZM125 248H126L127 252H126V250H123V249H125ZM147 248H149L150 250H151V249H152V250L155 249V250H157V253L155 254L156 251H153L154 253L149 251L150 253H153V254L150 256V253H149V252H145V250H146ZM156 248H157V249H156ZM163 248H164V249H163ZM259 248H260V251L262 250V251H261V254L259 253L260 251H256V250L259 249ZM5 249H7L6 252H8V253L5 252L6 254H4V250H5ZM10 249H11V250H10ZM14 249H15V250H14ZM18 249H20V250H18ZM27 249H28V250H27ZM29 249H30V250H31V249L33 250V252H30V254H33V253H34L32 256L37 257V258L40 257V258H39V259H36V258L32 257L30 254H27V253H28L27 251H30ZM49 249L51 250L50 254H49V251H50ZM59 249H60V250H59ZM82 249H83V250H82ZM103 249H104V251H106V253H107V251H109L107 255L112 256V258L110 257V259H109V256H107L106 253H104ZM112 249H113V252H112ZM130 249H131V252H130ZM133 249H134V253L132 252ZM143 249H145V250H144V253H145V254H144V255H141L142 257L138 256V254H139L138 252H140V253L142 254L143 251L141 252V250H143ZM149 249H147V251H148ZM173 249H174L176 252H173V251H174ZM231 249L233 250L232 252H231ZM255 249H256V250H255ZM16 250H17V251H16ZM32 250H31V251H32ZM40 250H41V251H40ZM53 250H54V251H53ZM66 250H67V251H66ZM101 250H102V253H101ZM152 250H151V251H152ZM159 250H160V249H159ZM172 250H173V251H172ZM248 250H249V251H248ZM9 251H10V252H9ZM21 251H22V253H21ZM36 251H39V255H38V253H37ZM63 251H64V252H63ZM115 251H117V252H115ZM123 251L125 252L124 255H123V256L125 257V258L123 257L124 259H123L122 256H121ZM189 251H190V254H193V252H194V253L196 254L195 256H197V253L199 252V253H198V254H199V257H202V256H203L204 258L202 257V259H201V258H199L198 256L195 257L194 254H193V256L196 258V260H195V258L193 257V258H194V260H193V259H192V256L189 254ZM195 251H197V252H195ZM217 251H220L222 254H220V252L218 253ZM244 251H245V250H244ZM246 251H245V253H246ZM253 251H254V252H253ZM255 251H256V253H255ZM23 252H25L24 254H26V255H28V256L30 255V256L28 257V256L24 255ZM53 252H54V253H53ZM61 252H63V254H62ZM92 252H93V253H92ZM97 252H96V255H98ZM114 252H115V253H114ZM136 252H137L138 254H137ZM187 252H188V253H187ZM200 252H201V253H200ZM204 252H205V253H209L211 257L208 255L209 257L207 258V257H206V254H205ZM59 253H61V256L59 255ZM86 253H87V254H86ZM91 253H92V255H91ZM109 253H111L112 255L109 254ZM128 253H129V254H128ZM132 253H133V256L131 255V256H132L131 258H133V259L135 258L134 260L130 258V254H132ZM177 253H178V254H177ZM185 253H186V256H185ZM212 253H213V254L215 253V254H214L215 256H213ZM224 253H226V254H224ZM227 253H228V254H227ZM250 253H252V254H253V257H256V258H252ZM3 254H4V255H3ZM36 254H37V255H36ZM40 254H42V255H40ZM43 254H44V257H43ZM48 254L51 255L52 258H51V256H49ZM84 254L86 255V257H88L89 260H87V259H83V260H82V258H86ZM102 254H103V255H102ZM104 254H105V255H104ZM125 254H126V255H125ZM170 254H171V255H170ZM187 254L189 255L188 257H187ZM204 254H205V256H204ZM216 254H219V255L217 256ZM241 254L245 255V257H244L243 255H241ZM254 254H256L257 256L254 255ZM258 254H260V255L258 256ZM21 255H20V256H21ZM57 255H58V256H57ZM87 255H88V256H87ZM90 255H91V256H90ZM119 255H120L121 257H116V256H119ZM127 255H129V257H128ZM139 255H140V254H139ZM153 255H154V256H153ZM156 255H157V256H156ZM164 255H165V256H164ZM164 255L159 256V257H161V259H160L159 257H157V258H156V261H159V262L161 263V261H162V257H163V260H164L165 257H166V254H164ZM181 255H182V256H181ZM201 255H202V256H201ZM230 255H231V254H230ZM240 255H241L242 257H241ZM5 256H4V259H5L4 261L6 262V261H7L6 259H8V257H5ZM77 256H76V257H77ZM89 256H90V258H89ZM92 256H95L94 259H92V258H93ZM104 256H105V259H104ZM147 256H148V257H147ZM152 256H153V257H152ZM216 256H217L218 258H215ZM219 256H221V258H220ZM222 256H223V257H222ZM239 256H240L241 258H240ZM31 257H32V258H31ZM54 257H55V258H54ZM58 257H60V258L58 259ZM96 257H97V258H101V259H97V260H96V259H95ZM212 257H214V258L211 259ZM246 257H247L248 260L245 261ZM258 257H259V258H258ZM1 258H2V259H1ZM27 258L30 259V260L27 261V260H28ZM120 258H122L123 260L121 259L122 261L120 260V262H119L118 260H119ZM128 258H130L131 260L128 259ZM158 258H159L161 261H160ZM197 258H198V259H197ZM237 258H238V259H237ZM31 259H34V260L36 259V260H35V261L32 260V262H31ZM91 259H92V262H91ZM106 259L108 260V262H107ZM111 259H113V261H112ZM166 259H167V258H166ZM206 259H207V262L205 261ZM226 259H227L228 262H227V261L225 262ZM228 259H231V260L233 259L234 261H233V260H232V261H233L234 263H233L231 260L229 261ZM240 259H242V260H240ZM252 259H253V260H252ZM43 260H44V259H43ZM47 260H48V261H47ZM98 260H99V261H98ZM109 260H111V262H110ZM126 260H127V262H123V261H126ZM178 260H179V261H178ZM180 260H181V261H180ZM202 260H203V261H202ZM213 260H215V261H213ZM250 260H251V261H250ZM38 261H39V262H38ZM41 261H42V262H41ZM117 261H118V262H117ZM136 261H137V262H136ZM166 261H167V260L163 261V262H165V263L162 262L161 264H166ZM208 261H209V262H208ZM210 261H211V262H210ZM236 261H237V262H236ZM256 261H257V262H256ZM1 262H0V263H1ZM5 262H4V263H5ZM52 262H53V263H52ZM83 262H84V263H83ZM86 262H87V263H86ZM102 262H104V261H101L100 264H102ZM105 262H104V263H105ZM168 262H169V261H168ZM168 262H167V264H170V263H168ZM174 262H172V264H173ZM177 262H178V263H177ZM181 262H182V263H181ZM201 262H203V263H201ZM4 263H3V264H4ZM33 263H32V264H33ZM104 263H103V264H104ZM160 263H159V264H160ZM175 263H174V264H175ZM245 263H244V264H245ZM129 264H130V263H129Z\"/></svg>",
  "mask_w": 264,
  "mask_h": 264
}]
</instances>
